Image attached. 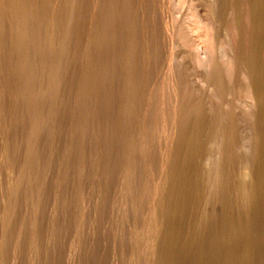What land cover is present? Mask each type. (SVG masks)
<instances>
[{
    "label": "rangeland",
    "instance_id": "374dc122",
    "mask_svg": "<svg viewBox=\"0 0 264 264\" xmlns=\"http://www.w3.org/2000/svg\"><path fill=\"white\" fill-rule=\"evenodd\" d=\"M0 10H3V8L7 9V11L4 9L3 11H0V20H2V17H4L3 19L7 20V21H2L0 22L2 27V29L0 28V264H218L219 262H221V256H220V260L216 259L218 256L217 255H221L222 252V245L219 241H223L222 237H224V223H222L224 220V218H222V216L224 217V215L222 213H224L223 211V204H222V196H221V187H220V182L217 181V179L219 180V174L216 173V176L212 170L209 171L213 172L211 176H209L210 174L208 173V170L211 169V165L209 161V155H206V153L210 154L211 149H217L216 144L213 143L214 146H211L212 142H215V137L219 138L218 135V131L216 128L213 130V132L216 135L213 134V138H209L212 136V134L208 135L209 132V128H208V124L207 121H201V118L203 119L206 115H203V110L205 111V109L207 110V100H206V91H207V85H205L206 83H202L203 81L205 82L206 79L204 76L203 80H199V78H203V76H201V74L204 75V73H198V72H194L193 70V65L191 63H189V65L183 66L180 65L181 61H179L180 63L176 64L174 61V57H175V61L182 59V54H180L179 52H182V47L179 46L177 47L176 44L178 43V41H180V39L178 38L179 36H177V32L174 31L175 28V19L173 20V17L176 18L177 20V13L178 15L181 14L180 12L184 9L185 12H187L188 10V2L189 0H180V3H183L184 1H188L186 3H183V7L180 4L179 6H176L174 3L175 1L173 0H27V2L23 1V0H0ZM29 1V2H28ZM39 1V2H38ZM46 1V2H45ZM64 1V2H63ZM84 3H82V2ZM110 3H109V2ZM168 1V2H167ZM170 1V2H169ZM183 1V2H182ZM201 1V0H199ZM203 1V0H202ZM201 1V2H202ZM5 3V4H2ZM23 2V3H21ZM55 2V3H54ZM59 4H58V3ZM66 7H64L62 4ZM70 2V3H67ZM88 4H87V3ZM108 2V3H106ZM121 2V3H119ZM30 3V4H29ZM33 3V5H32ZM47 3V4H45ZM70 5V6H68ZM83 4V6L81 7V5ZM143 3V4H142ZM13 4V5H12ZM24 4V5H23ZM37 4H40V8L41 11L39 9V6ZM56 4L59 6H56ZM77 4V5H75ZM81 4V5H80ZM87 4V6L85 5ZM116 4V5H115ZM167 4H174L176 6L177 9H174L175 6L173 5H167ZM3 5V6H2ZM11 7H8V6ZM15 5V6H14ZM17 5V6H16ZM28 5V6H27ZM41 5L43 6V8L41 7ZM47 5V7H46ZM51 6L50 9L54 10L51 12V10L49 9V7ZM54 5V7H53ZM85 5V7H84ZM90 5V7H89ZM110 5V7H109ZM131 5V6H130ZM14 6V8H12ZM23 6V8H22ZM25 6V8H24ZM27 6V7H26ZM34 6V7H33ZM101 7V15H104L102 17H105V22H107V24H110L113 22V20H118L115 22V24H117L115 26V24L112 26L109 25L107 26V24L103 21L104 18H102L101 22H98V19L95 18V14L93 9L96 7ZM103 6V7H102ZM117 6V7H116ZM7 7V8H6ZM19 7V8H18ZM22 9H21V8ZM32 7V9H31ZM76 7V9H75ZM78 7V9H77ZM187 7V9L185 8ZM27 8V10H26ZM36 8V10H35ZM61 8V9H60ZM105 8V9H104ZM119 8V9H118ZM124 8V9H123ZM174 10H173V9ZM181 8V9H180ZM25 9V11L23 10ZM31 9V14L29 12V10ZM44 9V11H43ZM55 9H59V10H55ZM71 9V10H69ZM76 10L75 12H73V10ZM85 9V10H84ZM99 9V10H100ZM112 11H111V10ZM167 9V10H166ZM169 9V10H168ZM14 10V11H13ZM17 10V11H16ZM21 10V11H20ZM34 10V11H33ZM62 10V11H60ZM67 10V12H66ZM82 10V11H81ZM131 10V11H130ZM176 10V11H175ZM181 10V11H180ZM184 10L182 13H184ZM7 13H6V12ZM11 11V12H9ZM26 11H28L27 13H25ZM57 11V12H56ZM61 13H60V12ZM72 11V12H71ZM105 13L107 15L106 12H108L107 18L106 19V15L102 14ZM134 11V13H133ZM136 11V12H135ZM22 12V13H21ZM33 12V14H32ZM37 12H41V13H37ZM71 12V13H70ZM89 12V13H88ZM114 12V13H113ZM127 12V13H126ZM132 12V13H131ZM171 12H175L176 15H173V17L171 16L173 13ZM14 13V15H13ZM18 13V14H17ZM45 13V14H43ZM56 13H59L56 14ZM69 13V14H68ZM76 15H75V14ZM118 15H117V14ZM167 13V14H166ZM174 13V14H175ZM20 14V15H19ZM26 14V15H25ZM36 14V15H35ZM40 14V16H39ZM43 14V15H41ZM51 14V16H50ZM53 14V16H52ZM87 14V15H86ZM92 14V15H91ZM121 14V15H120ZM127 14V15H126ZM3 15V16H2ZM6 17H5V16ZM9 15V16H8ZM69 15V16H67ZM70 15L73 17H70ZM13 16V17H11ZM18 16V18H16ZM21 16V17H20ZM24 16V17H23ZM26 16V17H25ZM29 16V17H28ZM37 16V17H36ZM44 18H43V17ZM63 18H61V17ZM82 16L84 18H82ZM118 18H120L121 20H119ZM122 16V17H121ZM133 16V17H131ZM40 17V18H39ZM48 17V18H47ZM49 17H52L53 20H51ZM54 17V18H53ZM69 17V18H68ZM86 17H88L86 19ZM126 17V19H124ZM9 18V19H8ZM30 18V19H29ZM47 18V19H46ZM79 18V19H78ZM100 18V16H99ZM114 18V19H113ZM132 18V19H130ZM134 18V19H133ZM26 19V20H25ZM30 21H29V20ZM32 19V20H31ZM37 19L42 20V21H37ZM45 19V20H44ZM50 19V20H49ZM62 19V20H61ZM65 19V20H64ZM68 19V20H67ZM72 19V20H70ZM80 19L82 21H80ZM20 20V21H18ZM47 20V21H46ZM50 22H49V21ZM60 20V21H58ZM67 20V22H66ZM70 20V21H69ZM77 20V21H76ZM107 20V21H106ZM169 20V21H168ZM13 21V22H12ZM18 21V22H17ZM22 21V22H21ZM24 21V22H23ZM35 21V22H34ZM37 21V22H36ZM52 21V22H51ZM56 21V22H55ZM62 21V22H61ZM74 21V22H73ZM87 21V22H86ZM112 21V22H110ZM122 21V22H121ZM132 21V23H131ZM10 23L5 24V23ZM55 24H54V23ZM59 22V25L57 24ZM76 22V23H75ZM79 22V23H78ZM98 22V23H97ZM128 22V23H127ZM175 22V23H174ZM4 23V24H3ZM17 25L15 26L14 25ZM18 23V24H17ZM20 23V25H19ZM27 23V24H26ZM35 23V24H34ZM38 23L40 25H38ZM51 25H49V24ZM86 23V24H84ZM105 23V24H103ZM121 23V24H119ZM130 23V24H129ZM173 23V24H171ZM24 24V26H23ZM44 24V25H41ZM72 24V25H71ZM84 24V25H83ZM98 24V25H97ZM103 24V25H101ZM133 24V25H132ZM169 24V26L167 25ZM8 27H6V26ZM48 25V26H47ZM77 25V26H76ZM119 25V26H118ZM123 25V26H122ZM15 26V29L14 27ZM22 26V27H20ZM26 26V27H25ZM58 26V27H57ZM74 29H71L70 28ZM101 26V27H100ZM113 28H112V27ZM135 26V27H133ZM29 27V28H28ZM46 27V28H45ZM84 27V28H83ZM106 29H105V28ZM127 27V28H126ZM130 27V28H129ZM172 27V30H171ZM36 28V29H35ZM40 28V29H39ZM42 28V29H41ZM45 30H44V29ZM57 28V29H56ZM59 28V29H58ZM60 28H61V32L63 31L64 33L60 32ZM82 28V29H81ZM86 28V29H85ZM97 28L99 29V34H100V29H102L103 34L105 35L107 33V37H105L102 32L101 34L97 36ZM116 30H115V29ZM120 28V30H119ZM124 28V29H123ZM165 28H168L170 33H168V29L165 30ZM11 29V31H10ZM14 32H13V30ZM29 29V31H27ZM48 31H47V30ZM63 29V30H62ZM66 29V30H65ZM90 29V30H89ZM123 29V30H122ZM126 29V30H125ZM18 30V31H17ZM27 32H26V31ZM39 30V31H38ZM70 30V32H69ZM97 30V31H96ZM107 32H104V31ZM113 30V31H112ZM115 30V31H114ZM118 30V31H117ZM6 31V32H4ZM16 31V32H15ZM23 31V32H22ZM37 31V34L36 32ZM43 31V32H42ZM50 31H52L50 33ZM56 31V32H55ZM67 31V32H66ZM111 31V32H110ZM120 31V32H119ZM2 32V33H1ZM26 32V33H25ZM29 32V33H28ZM35 32V34H34ZM39 32V33H38ZM45 32V34H44ZM81 32V33H80ZM97 32V33H96ZM119 32V33H118ZM124 32V33H123ZM127 32V33H126ZM133 32V33H132ZM176 32V33H175ZM7 33V34H6ZM57 33V34H56ZM69 33L73 34L69 35ZM86 33V34H85ZM92 33V34H91ZM96 33V36H95ZM113 33V34H112ZM123 33V34H122ZM10 34V35H9ZM12 34V35H11ZM42 34V35H40ZM48 34V35H47ZM66 34V35H64ZM89 34V35H88ZM115 34V35H114ZM126 34H128L126 36ZM165 34H170L165 36ZM175 34V35H173ZM2 35V37H1ZM8 35V36H7ZM17 35V36H16ZM24 35V36H22ZM32 35V37H31ZM37 35V36H36ZM114 35V36H113ZM117 35V37H116ZM21 36V38H20ZM45 36V37H44ZM47 36V37H46ZM57 38H56V37ZM61 36V37H60ZM95 36L96 40H93ZM175 36L176 39H175ZM6 39H5V38ZM11 38H15V41ZM23 37V39H22ZM38 37V38H37ZM64 37V38H63ZM70 37H72L70 39ZM97 37H99L97 39ZM116 37V38H115ZM27 38V40H26ZM32 38V39H31ZM41 38V40H40ZM46 38V39H45ZM89 38V39H88ZM102 38V40H101ZM108 38V39H107ZM118 38V39H117ZM7 39H9L7 42H5ZM18 39V40H17ZM19 39L23 40L21 41V44H19ZM66 41H64V40ZM125 41H124V40ZM172 39L173 42L175 43L176 41L177 43H175L174 48L172 45ZM4 40V41H3ZM13 40V41H12ZM25 40V43H23ZM39 40V41H38ZM71 40V41H70ZM105 42H104V41ZM121 40V41H120ZM13 42V43H9V42ZM19 41V42H18ZM27 41V42H26ZM52 41V42H51ZM73 41V42H72ZM76 41V42H75ZM99 41V43L102 41L103 47L101 49L102 44H99V48H98V44L95 42ZM111 41V43H110ZM123 41V43H122ZM171 41V43H170ZM3 42V43H2ZM17 42V43H16ZM48 42V44H47ZM60 42V43H59ZM70 45H68L67 43ZM82 42V43H81ZM119 42V43H118ZM153 42V44H151ZM6 43V44H5ZM15 43V44H14ZM23 43V44H22ZM35 43V44H34ZM55 43V44H54ZM59 43V44H58ZM93 43V44H92ZM105 43V44H104ZM121 43V44H120ZM14 44V45H13ZM18 44V45H16ZM37 44V45H36ZM74 44V45H73ZM76 44V45H75ZM94 44L97 46L98 49H100L102 52L97 51H93L96 49V46H94ZM167 44V45H165ZM171 44V45H170ZM11 45V46H10ZM35 45V46H34ZM57 45V46H56ZM59 45V46H58ZM119 45V46H118ZM152 45V46H151ZM178 45V44H177ZM22 46V47H20ZM24 46V47H23ZM33 46V47H32ZM43 46V47H42ZM53 46V47H52ZM75 46V47H74ZM79 46V47H77ZM90 46V47H88ZM113 46V47H112ZM123 46V48H122ZM32 47V48H31ZM62 47V48H61ZM106 49H105V48ZM125 47V48H124ZM45 50H43V49ZM72 48V51H71ZM111 50H109V49ZM119 48V49H118ZM122 48V49H121ZM164 48V49H163ZM179 48V49H178ZM17 49H19L17 51ZM50 49V50H49ZM128 49V50H127ZM169 49L172 52H169ZM175 49H177V51L179 50V52H176ZM48 50V51H47ZM63 50V51H62ZM70 50V51H69ZM92 50V51H91ZM122 50V51H120ZM9 51V52H8ZM23 51V52H22ZM25 51V53H24ZM35 51V52H34ZM41 51V52H40ZM57 51V52H56ZM86 51V52H85ZM107 51V54H105ZM109 51V54H108ZM155 51V52H154ZM6 52V53H5ZM20 54H18V53ZM29 52V54H28ZM50 52V53H49ZM89 52V53H88ZM111 52V53H110ZM116 52V53H114ZM124 52V53H123ZM168 52V53H167ZM7 53L9 54V56L7 55ZM15 53V54H14ZM43 53V54H41ZM53 53V54H52ZM57 53V54H56ZM60 53V54H59ZM87 53V54H86ZM100 53V54H99ZM117 53H121L120 55ZM177 53V55H176ZM13 54V56H11ZM21 55V57H19ZM31 54V55H30ZM34 56H33V55ZM51 54V55H50ZM81 54V55H80ZM169 54V56L167 55ZM174 54V55H172ZM27 55H29L31 58H36V59H32L30 57H28ZM55 55V56H54ZM68 55V56H67ZM79 57H78V56ZM86 55V56H85ZM92 57H91V56ZM97 55V56H96ZM101 55V56H100ZM112 55V56H111ZM116 55V56H115ZM181 55V56H180ZM38 56V58H37ZM40 56V57H39ZM122 56V57H121ZM129 56V57H128ZM153 56V57H152ZM2 57H5L2 60ZM9 57V58H7ZM11 57L13 59H11ZM23 57V58H22ZM56 57V58H55ZM104 57V59H103ZM108 57V58H107ZM118 57V58H117ZM158 57V59H157ZM169 57V58H168ZM172 60H170V58H172ZM28 58H30L28 60ZM80 58V59H79ZM91 58V59H90ZM102 58V59H101ZM179 58V59H177ZM56 59V60H55ZM59 59H61L60 61H58ZM68 61H67V60ZM73 59V61H72ZM85 59V60H84ZM98 59V60H97ZM113 59H116L115 61ZM118 59V60H117ZM169 59V60H168ZM14 60V61H13ZM28 60V61H27ZM31 60V61H30ZM46 60V62H45ZM50 60V61H49ZM89 60V61H88ZM107 60V61H106ZM121 60V61H120ZM10 61V62H9ZM57 61V63L55 62ZM66 61V62H65ZM88 61V62H87ZM118 61V62H117ZM164 61V62H163ZM3 62V63H2ZM32 62V63H31ZM52 62V63H51ZM63 62V64H61ZM87 62V63H86ZM96 63L94 65V63ZM104 62V63H103ZM118 66H117V63ZM121 62V63H120ZM174 64L172 66V64ZM11 63V64H9ZM35 63V64H33ZM69 63V64H68ZM72 65H71V64ZM112 63V64H110ZM19 64V65H17ZM21 64V65H20ZM35 67H33V65ZM58 64V65H57ZM67 64V65H66ZM81 64V65H80ZM115 64V65H114ZM158 64V65H157ZM164 64V65H163ZM176 64V68H179L178 70L175 68L172 71V68H174ZM13 65V66H12ZM14 65H16L14 67ZM30 65V66H28ZM41 65V66H40ZM61 65V66H59ZM80 65V66H79ZM171 65V66H170ZM192 65V67H191ZM18 66V67H17ZM21 68L22 72H20V74H22V76L20 77V74H18V68ZM103 66V67H102ZM113 66V67H112ZM123 66V67H122ZM165 66V67H164ZM171 70H170V67ZM2 67V68H1ZM3 67L5 69H3ZM9 67V68H8ZM60 67V68H58ZM66 67V68H65ZM69 67V68H68ZM92 67V68H91ZM114 70H112L111 69ZM120 67V68H119ZM169 67V68H168ZM186 67V68H185ZM189 67H191L189 69ZM13 68V69H12ZM19 68V70H20ZM34 68V69H33ZM69 71H68V69ZM104 68V69H103ZM115 68V69H114ZM157 68V69H156ZM9 69V70H8ZM13 71H12V70ZM71 69V70H70ZM73 69V70H72ZM109 69V70H108ZM130 69V70H129ZM189 69V70H187ZM60 70V71H59ZM85 70V71H84ZM93 70V71H92ZM151 70V71H150ZM153 70V71H152ZM184 70V71H183ZM186 70V72H185ZM192 70V71H191ZM197 71H200V69L197 67L196 69ZM195 70V71H196ZM202 70V69H201ZM30 71V73H29ZM37 71V72H36ZM43 71V73H42ZM57 71V73H56ZM60 73H59V72ZM67 71V72H66ZM74 71V72H73ZM79 71V72H78ZM126 71V72H125ZM155 71V72H154ZM157 71V72H156ZM10 72V74H8ZM71 72V73H70ZM76 72V73H75ZM81 79H80V76ZM89 72V73H88ZM151 72V73H150ZM185 72V73H183ZM193 72V73H192ZM5 73V75L3 74ZM23 73H24V77H23ZM32 73V74H31ZM70 73V74H69ZM73 73V74H72ZM93 73V74H92ZM99 73V74H98ZM101 73V74H100ZM107 73V74H106ZM111 73V74H109ZM117 73V74H116ZM175 73V74H174ZM178 75H177V74ZM190 73V74H188ZM198 73V76H197ZM3 74V75H2ZM18 75L16 77H14L13 79V75ZM26 74L29 75L27 78ZM34 74V75H33ZM42 76H39V75ZM44 74V75H43ZM75 74V75H74ZM113 74V75H112ZM131 74V75H130ZM172 74V78L170 79V76ZM174 74V75H173ZM184 74V76H183ZM196 76H194V75ZM9 75L11 77H9ZM32 75V76H31ZM77 75V76H76ZM84 75V76H82ZM91 75V76H90ZM177 75V76H176ZM180 75L179 80L177 79V77ZM4 76V77H3ZM8 76V77H7ZM31 76V78H30ZM36 76V77H35ZM38 76V77H37ZM62 76H64L63 78H61ZM100 76V77H99ZM102 76V77H101ZM186 76V77H185ZM43 78V81L42 78ZM46 77V78H45ZM48 77V78H47ZM95 77V78H94ZM113 77V78H112ZM153 77V78H152ZM192 77V78H191ZM10 80L13 79V80ZM21 78V79H19ZM28 80V84L27 82L25 83L26 80ZM36 78V79H35ZM50 78V79H49ZM100 80H99V79ZM103 78V79H102ZM144 78V79H143ZM152 78V79H151ZM175 78L176 81L175 82ZM5 79V80H4ZM16 79V80H15ZM49 79V80H48ZM68 79V80H67ZM70 79V80H69ZM74 79V80H73ZM77 81H76V80ZM88 79V80H85ZM173 79V80H172ZM187 79V82H185ZM2 80V81H1ZM24 80V83H23ZM36 80V81H35ZM62 80V81H61ZM84 80V81H83ZM97 80V81H96ZM113 80V81H112ZM127 80V81H126ZM172 80V82L176 83L178 85V83H185L184 84V89H182V84L181 87L173 84H170L169 81ZM189 80V82H188ZM195 82H192V81ZM10 81V82H8ZM14 81V82H12ZM31 81V82H30ZM46 81V82H45ZM50 81V82H48ZM68 81V82H67ZM73 81V82H72ZM82 81V82H81ZM100 81V82H99ZM118 81V83H117ZM202 81V82H201ZM2 82V83H1ZM36 82V83H35ZM45 82V83H44ZM105 82V83H104ZM120 82V84H119ZM7 85H6V84ZM10 83H12L11 85H9ZM61 83V84H60ZM65 83V84H64ZM69 83V84H68ZM76 83V84H75ZM78 83H82V84H78ZM88 83V84H87ZM92 83V85H91ZM95 83L97 85H95ZM190 83H192L191 85H189ZM199 83V84H198ZM5 84V85H4ZM26 85V86H23ZM67 84V85H66ZM113 84V85H112ZM118 84V85H115ZM168 84V85H167ZM189 86H188V85ZM201 84V85H200ZM204 84V85H203ZM28 85V87H27ZM40 85V86H39ZM64 87H63V86ZM81 85H83L81 87ZM167 85V86H165ZM171 85H175L172 86ZM6 86V87H5ZM8 86V87H7ZM31 88H30V87ZM46 86V87H45ZM50 86V88H48ZM52 86H54V88H52ZM71 88V89H69ZM77 86V88H76ZM103 86V88H101ZM105 86V87H104ZM120 86V87H119ZM169 86V87H168ZM177 86V88H176ZM188 88H185V87ZM24 87H27V89H24ZM33 87V88H32ZM37 87V88H35ZM56 87V88H55ZM61 91L57 92L59 89ZM66 87V88H65ZM74 87V89H72ZM91 87V88H90ZM95 87V88H94ZM99 87V88H98ZM119 87V90L118 88ZM140 87V88H139ZM196 87V88H195ZM13 88V89H12ZM30 88V89H29ZM48 88V89H47ZM85 88V89H84ZM97 88V89H96ZM128 88V89H127ZM139 88V89H138ZM153 88V89H152ZM169 88H171L169 90ZM177 90H176V89ZM191 88L195 90L192 92H189L191 90ZM198 88V89H197ZM2 89V90H1ZM10 91H9V90ZM11 89L13 91H11ZM33 89V90H31ZM44 89L43 91H40ZM47 89V90H46ZM55 89V90H53ZM77 92H76V90ZM84 89V90H83ZM22 90V91H20ZM24 90V91H23ZM28 90V91H27ZM31 90V91H30ZM38 90V91H37ZM46 90V91H45ZM51 91V93L49 91ZM80 90V91H79ZM93 90V92H92ZM100 90V91H99ZM101 90L102 93H101ZM118 90V91H117ZM137 90V91H136ZM172 90V91H171ZM174 90V91H173ZM176 90V91H175ZM187 90V91H186ZM36 91V92H35ZM40 91V92H39ZM56 91V92H55ZM71 91V92H70ZM89 91V92H88ZM113 91V92H112ZM136 91V92H135ZM164 91V92H163ZM182 91V92H180ZM202 91V93H201ZM205 91V92H203ZM15 92V93H14ZM24 92H26L25 94H23V96H21ZM30 92V95H28ZM31 92H35L36 96L31 93ZM43 92V94L41 93ZM46 92V93H45ZM49 92V94H48ZM54 92V93H52ZM76 92V94H74ZM81 92V93H80ZM92 92V93H91ZM172 92V94L174 95H170V93ZM175 92V93H174ZM177 92V93H176ZM186 93V95L184 93ZM190 94H189V93ZM200 92V93H198ZM12 93V94H11ZM16 95H14V94ZM37 93H41L37 94ZM90 93V94H89ZM101 93V94H100ZM179 93V94H178ZM182 93V94H181ZM205 93V94H204ZM53 94V96L51 95ZM74 94V95H73ZM86 94V95H85ZM95 96H94V95ZM104 94V95H103ZM137 94V95H136ZM179 95L177 97V99L175 100L176 96ZM182 95V99H181V95ZM193 94V96H191ZM203 94V96H202ZM26 95L29 97H27L29 99L26 100L25 97ZM35 98H34V96ZM38 95V96H37ZM82 95V96H80ZM88 95V96H87ZM97 95V96H96ZM102 95V96H100ZM108 95V96H107ZM184 95V97H183ZM189 95V96H188ZM201 95V96H199ZM205 95V96H204ZM5 98H3V97ZM20 96V97H19ZM25 96V97H24ZM40 96V97H39ZM49 96V97H48ZM56 96V97H55ZM64 96V97H63ZM72 96V97H71ZM81 98H78V97ZM84 96V97H83ZM94 96V97H93ZM101 99H99L100 97ZM174 98L172 99L171 98ZM187 96V97H186ZM192 98H191V97ZM195 96V97H194ZM24 97V98H23ZM33 97V98H32ZM99 97V98H97ZM125 97V98H124ZM128 97V98H127ZM131 97V98H130ZM180 97V99H179ZM191 99H190V98ZM195 99H194V98ZM197 97V98H196ZM199 97H204V98H199ZM7 98V99H6ZM8 98H12L11 100L13 102H11L10 99ZM37 98H39L37 100ZM58 98V99H56ZM61 100H60V99ZM71 98V99H70ZM76 98V99H75ZM84 98V99H83ZM119 98V99H118ZM156 98V99H155ZM162 98V99H161ZM186 98V99H185ZM199 98V99H198ZM3 99V100H1ZM19 99H20V103H19ZM22 99V100H21ZM24 99V100H23ZM34 100V102H32V100ZM50 101H49V100ZM76 101H75V100ZM81 99V100H80ZM88 99V100H87ZM94 99V101H93ZM112 102L114 103H108V102ZM116 99V100H115ZM130 99V100H129ZM179 99V101H178ZM190 99V100H189ZM193 99V100H192ZM10 100V103H8V101ZM27 102H26V101ZM31 100V101H30ZM43 104H42V101ZM59 100V101H58ZM73 100V101H72ZM78 100V101H77ZM80 100V101H79ZM83 100V103H82ZM98 100V101H97ZM103 100V101H102ZM184 101L185 104L181 103V101ZM188 100V102H187ZM16 101V102H15ZM18 101V102H17ZM25 103H23V102ZM39 101V102H38ZM47 101V102H46ZM53 101V103H52ZM63 101V102H62ZM67 101V102H66ZM91 101V103L89 102ZM106 101V102H105ZM119 101V103H118ZM135 101V102H134ZM154 101V102H153ZM175 101V103H174ZM178 101V102H177ZM193 102L192 104L194 105H190V102ZM29 102V103H28ZM30 102H32V106L30 105ZM45 102V103H44ZM51 102V103H50ZM56 102V103H55ZM62 102V103H61ZM69 102V103H68ZM85 102V104H84ZM98 102V103H97ZM104 102V103H103ZM199 102V103H198ZM206 102V103H205ZM4 103V104H3ZM8 103V105H7ZM14 103L16 105H14ZM22 104V106H20ZM39 103V104H38ZM48 103V104H46ZM59 103V105H58ZM65 103V104H64ZM78 103V104H77ZM82 105H81V104ZM94 103V105H93ZM108 103V104H107ZM174 103V106L173 104ZM188 103V104H187ZM10 104V105H9ZM27 104H29V107L27 106ZM36 104V105H35ZM55 104V106H54ZM57 104V105H56ZM62 106H61V105ZM70 104V105H69ZM73 104V105H72ZM84 104V105H83ZM91 104V105H90ZM117 104V105H116ZM143 104V105H142ZM178 104L179 107H177V109H179V111L177 109H175V105ZM4 105L6 107H4ZM13 105V106H12ZM41 105V106H40ZM45 105V106H44ZM72 105V107H71ZM76 105V106H75ZM98 105V107H97ZM100 105V106H99ZM113 105V106H112ZM120 105V107H119ZM126 105V106H125ZM146 105V106H145ZM168 105H170V107L174 108L175 110H172ZM186 105L191 108H189L187 110V108L185 109L187 112H185V110L180 109L183 106ZM3 106V107H2ZM12 106V107H11ZM15 106V107H14ZM17 106L20 107L16 108ZM23 106H27L26 109ZM35 106V108H34ZM38 108H37V107ZM54 106V108H53ZM58 106V107H57ZM65 106V107H64ZM104 106V107H103ZM109 106V108H108ZM125 106V107H124ZM133 106V107H131ZM168 106V107H167ZM200 106V107H199ZM202 106V107H201ZM206 107L205 109H203L204 107ZM2 107V108H1ZM32 107V110H31ZM42 107V109L40 108ZM62 107V109H60ZM64 107V110H63ZM82 107V108H81ZM89 107V109L87 108ZM102 107V108H101ZM115 107H117L116 109H114ZM183 107V108H185ZM194 107V110L196 107H198L196 110L193 112L196 114H202L201 115H197V118H199L197 122V118L196 120H192L194 119L195 114L194 113H190L192 111ZM22 108V109H21ZM34 108V109H33ZM71 108V109H69ZM74 108V110H73ZM80 108V109H79ZM99 108V109H98ZM129 108V109H128ZM160 108V109H159ZM8 109V110H7ZM17 109L18 112H17ZM37 109V111H36ZM40 109V111H39ZM49 109H52V111L50 112ZM54 109V110H53ZM60 109V111H59ZM68 109V110H67ZM76 109V110H75ZM88 109V110H87ZM104 109V110H103ZM106 109V110H105ZM127 109V110H126ZM133 109V110H132ZM142 109V110H141ZM27 110V111H26ZM45 110V113H44ZM49 110V112H48ZM56 110V111H55ZM62 110V111H61ZM70 110H72L70 112ZM79 110V111H77ZM81 110V111H80ZM90 110V112H89ZM93 110V111H92ZM96 110V111H95ZM99 110V111H98ZM101 110V111H100ZM125 110V111H124ZM129 110V112H128ZM156 110V111H155ZM170 110V111H169ZM183 115H182V112ZM16 111V112H15ZM36 113H35V112ZM43 111V112H41ZM58 111V112H57ZM65 111V112H64ZM103 111V112H102ZM105 111V112H104ZM112 113H111V112ZM117 111V112H116ZM136 111V112H135ZM175 111V112H173ZM200 111V112H198ZM208 111V110H207ZM5 112V113H4ZM8 112V113H7ZM24 112V113H23ZM37 112H39L37 114ZM41 112V114H40ZM47 112V113H46ZM60 112V113H59ZM62 112V113H61ZM70 112V113H68ZM80 112V113H79ZM88 112V113H87ZM95 112V113H94ZM99 112V113H98ZM102 112V113H101ZM121 112V113H120ZM126 114H124V113ZM165 112V113H164ZM172 112V113H171ZM177 112V113H176ZM181 112V113H179ZM2 113V114H1ZM4 113V114H3ZM20 113V115H19ZM27 115H26V114ZM33 113V116H32ZM51 113V114H50ZM56 113V115H55ZM62 114V115H58V114ZM77 113V116H76ZM84 113V114H83ZM98 116H97V114ZM108 113V115L106 114ZM110 113V114H109ZM133 113V114H132ZM154 113V114H153ZM162 113V114H161ZM186 115H185V114ZM208 113V112H206ZM14 114V115H13ZM36 114V116L34 117V115ZM48 114V115H47ZM96 114V116H95ZM103 114V116H102ZM112 114V116H111ZM124 114V115H123ZM167 114V115H165ZM178 114V115H177ZM181 114V116L179 115ZM193 114L194 116L190 115ZM6 115V116H5ZM10 115V116H9ZM17 115H19L17 117ZM44 115V116H43ZM54 115V116H53ZM68 115V117H67ZM70 115V116H69ZM92 115V116H91ZM106 115V116H105ZM120 115V116H119ZM123 115V116H122ZM176 115V116H175ZM208 115V114H207ZM8 117L5 119V117ZM44 119H42L41 117ZM51 118H49V117ZM58 116L59 118H56ZM62 116H64L62 118ZM74 116V117H73ZM102 116V117H101ZM105 116V117H104ZM108 116V117H107ZM118 116V117H117ZM130 116V117H129ZM147 116V117H146ZM187 118L184 119L183 118ZM187 116V117H185ZM4 119H3V118ZM14 117V118H13ZM21 117H28L27 120L25 118H21ZM30 117V118H29ZM34 118V121L33 118ZM42 121H39V119ZM47 117V118H46ZM53 117V118H52ZM56 119H55V118ZM67 117V118H66ZM77 117V119H76ZM83 117V118H81ZM85 117V118H84ZM91 117V118H89ZM94 117V118H93ZM124 117V118H123ZM129 117V119H128ZM149 117V118H148ZM172 117V118H170ZM177 117L182 118L179 119L178 118V122H176V124H171V121L175 119V121H177ZM188 117H191L192 122L190 121V119ZM21 118V119H20ZM32 118V119H31ZM48 119V121L45 120ZM65 118V119H64ZM100 118V120H99ZM107 118V119H106ZM113 118V119H112ZM119 118V119H117ZM165 118V119H164ZM13 119V120H12ZM18 119V120H17ZM24 119V120H23ZM29 119V120H28ZM54 119V121H53ZM61 119V120H60ZM68 119V120H67ZM75 119V120H74ZM81 119H84L82 121H80ZM90 119V122H89ZM95 119V121H94ZM103 121H102V120ZM115 119H117V122ZM124 119H126L124 121ZM4 120V122H3ZM10 120V121H9ZM22 120V121H21ZM38 120V123H37ZM66 120V121H65ZM108 122H107V121ZM111 120V121H110ZM182 120V121H181ZM184 120V121H183ZM205 120H207V118L205 117ZM14 121V123H13ZM17 121V122H16ZM19 121V122H18ZM26 121V122H25ZM28 121V123H27ZM49 121L51 123H49ZM56 121H62V122H57ZM65 121V123H64ZM70 121V122H69ZM73 121V122H72ZM74 121L75 124L74 125ZM79 121V123L77 122ZM85 121V122H83ZM88 121V122H87ZM102 121V122H101ZM124 121V122H123ZM181 121V123H180ZM189 121V122H188ZM195 121V122H193ZM10 122V123H9ZM25 124H23V123ZM30 122V123H29ZM42 124H41V123ZM46 122V123H45ZM55 122V123H54ZM81 122V124H80ZM97 122L98 125H97ZM104 122V124H102ZM127 122V123H126ZM201 122V123H200ZM204 122V123H203ZM12 123V124H11ZM16 123V124H15ZM36 123V124H35ZM70 123V124H69ZM90 123V124H89ZM113 123V124H111ZM123 123V124H121ZM170 123V124H169ZM175 123V122H174ZM180 123V124H178ZM184 123V124H183ZM186 123V124H185ZM189 123V124H188ZM11 124V125H10ZM21 124V125H20ZM29 124V126H28ZM38 124V125H37ZM48 124V125H47ZM59 124V125H58ZM62 124V125H61ZM66 124V125H64ZM80 124V125H79ZM100 124V126H99ZM107 124V125H106ZM126 124L129 126H126ZM201 124H205L207 126L201 125ZM40 125V127H38ZM42 125V126H41ZM50 125V126H49ZM57 125V126H56ZM63 126V128L61 126ZM71 127L69 128L68 126ZM91 127H90V126ZM95 125V126H94ZM103 125V126H102ZM104 125L106 127H104ZM111 127H109V126ZM152 125V126H151ZM174 125H176L177 127H175ZM179 125V126H178ZM201 125V126H199ZM4 126V127H3ZM10 126V127H9ZM14 126V127H13ZM33 126V127H32ZM59 126L61 128H59ZM70 129H68L67 127ZM97 126V127H96ZM114 126V127H112ZM117 126V127H116ZM122 128H120V127ZM151 126V127H149ZM6 127V128H5ZM32 127V129H30ZM52 127V128H51ZM66 127V128H65ZM83 127V128H81ZM93 127V128H92ZM95 127V128H94ZM104 127V128H103ZM108 127V128H107ZM141 127V128H140ZM171 127L173 129H171ZM175 127V128H174ZM193 127V128H190ZM196 127V128H195ZM198 127V128H197ZM16 128V129H15ZM28 128V129H27ZM54 128V129H53ZM79 128V129H78ZM89 132L87 133L88 129ZM92 128V129H91ZM100 131H99V129ZM126 128V130H125ZM128 128V130H127ZM185 128H189L186 129ZM195 128V129H194ZM13 129V131H12ZM18 129V130H17ZM36 130V133L35 130ZM39 129V131L41 129L40 132L37 130ZM48 131H47V130ZM51 129H53L51 131ZM60 129V130H59ZM62 129V130H61ZM65 129V130H64ZM98 131V135L96 133V130ZM115 129V130H114ZM117 129V130H116ZM120 129V130H119ZM132 129V130H130ZM180 129V130H179ZM192 129V131H191ZM200 129V130H199ZM206 129V130H205ZM4 132H3V131ZM33 133L32 134V131ZM56 131V134L55 131ZM68 130V131H66ZM84 130V131H83ZM173 130V131H172ZM199 130V131H198ZM11 131V132H10ZM46 131V132H45ZM86 131V132H85ZM110 131V133H109ZM114 131V132H112ZM121 131V132H120ZM124 131V132H123ZM170 131L174 132L170 135ZM179 131V132H178ZM183 131V132H182ZM185 131V132H184ZM205 131H208L205 132ZM8 132V133H6ZM10 132V133H9ZM19 132V133H18ZM31 132V133H30ZM44 132V133H43ZM52 132V133H51ZM67 132V133H65ZM85 132V133H84ZM104 132V133H103ZM109 134H108V133ZM126 132H131L126 133ZM146 132V133H145ZM165 132V133H164ZM190 132V134H188ZM38 133V134H37ZM40 133V135H39ZM51 133V134H50ZM63 133V134H62ZM71 133L75 134L72 135ZM116 133V134H114ZM178 133V134H177ZM192 133V135H191ZM204 133V134H203ZM5 134V135H4ZM17 136H16V135ZM43 136H42V135ZM46 134V135H45ZM70 136V137H66L65 135ZM107 134V135H106ZM143 134V135H142ZM164 134V135H163ZM183 134V135H182ZM187 134V135H186ZM29 135V136H28ZM35 135V136H34ZM38 135V136H37ZM122 137H121V136ZM130 137H129V136ZM145 135V136H144ZM177 135V136H176ZM190 135V138H189ZM207 135V137H206ZM9 136V137H8ZM14 136V137H13ZM41 138H40V137ZM50 136V137H49ZM106 136V137H105ZM110 136V137H109ZM128 136V137H126ZM165 136V138H164ZM181 139H180V137ZM195 136V137H194ZM199 136V137H198ZM3 139H2V138ZM23 137V138H22ZM36 137V138H35ZM43 137V138H42ZM49 137V138H47ZM59 137V138H57ZM62 137V138H61ZM83 137V138H82ZM94 137V138H93ZM102 137V138H101ZM104 137V138H103ZM132 137V138H131ZM143 137V138H142ZM178 137V138H177ZM193 137L195 138L194 140L197 141V143L193 140ZM204 137V138H203ZM7 138V139H6ZM19 138V139H18ZM22 138V139H21ZM37 138H39L38 140H40L41 144L39 143V141L37 140ZM46 138V139H45ZM56 138V140H55ZM61 138V139H60ZM75 138H77L75 140ZM113 138V139H112ZM118 138V139H117ZM125 138V140H123ZM128 138V139H126ZM134 138V139H133ZM155 138V139H154ZM171 140H170V139ZM175 139L174 141L172 139ZM197 138V139H196ZM202 138V139H201ZM208 138V139H206ZM6 139V140H5ZM35 139V140H34ZM42 139V140H41ZM51 139V140H50ZM55 141H53V140ZM74 139V140H73ZM99 139V140H98ZM118 141H117V140ZM179 139V140H178ZM185 139V140H183ZM189 139V141H188ZM192 139V141H190ZM204 139V140H203ZM206 139V140H205ZM212 139V142H211ZM8 140V141H7ZM50 140V142H48ZM58 140V141H57ZM73 142H72V141ZM98 140V141H97ZM113 140V141H112ZM120 140V141H119ZM122 140V142H121ZM127 140V141H126ZM200 140V141H198ZM219 140V139H218ZM218 140H216L218 142ZM44 143H43V142ZM57 141V142H56ZM62 141V142H61ZM68 141V142H67ZM71 142V146L70 143ZM78 141V142H77ZM93 141V142H92ZM101 141V142H100ZM107 141V142H106ZM167 141V142H165ZM172 143H170V142ZM176 141V142H175ZM178 141V142H177ZM204 141V143H203ZM37 142V144H36ZM46 142V143H45ZM60 144H59V143ZM113 142L115 143V145L113 144ZM127 144H126V143ZM181 145H180V143ZM184 142V143H183ZM193 142H195V147L197 148H193L194 144ZM216 142V143H217ZM4 143V144H3ZM15 143V144H14ZM43 143V145H42ZM50 143V144H47ZM54 143V144H52ZM84 143V144H83ZM106 145H105V144ZM111 143V144H110ZM117 143V144H116ZM125 143V144H124ZM169 143L172 144V146L175 147L173 148L172 146H170V149L172 147L171 151L169 149V147H167ZM174 143V144H173ZM178 143V144H176ZM183 143V144H182ZM187 143V144H186ZM211 143V144H210ZM37 148H35L36 146ZM42 145L39 147V145ZM52 144V145H51ZM83 144V145H82ZM90 146H88V145ZM137 144L139 146H137ZM185 144V145H184ZM191 144V146L189 145ZM197 145L202 144V146L200 145V147L198 148ZM207 144L210 145L212 148H208L210 146L207 147ZM18 145V146H15ZM51 145V146H50ZM64 148H62V146ZM87 145V146H85ZM108 145V146H107ZM112 145V146H111ZM130 145V146H129ZM178 145V147H177ZM193 145V146H192ZM2 146V147H1ZM4 146V147H3ZM6 146V147H5ZM9 146V147H8ZM32 146V147H31ZM44 146V147H43ZM47 146V147H46ZM49 146V147H48ZM75 146V147H74ZM91 146H93L91 148ZM107 146V147H106ZM127 146V147H126ZM182 146V147H181ZM185 146V148L183 147ZM188 146V147H187ZM23 147V148H22ZM28 147V148H27ZM34 147V148H33ZM40 149H39V148ZM59 147V148H58ZM69 147V148H68ZM73 147V148H71ZM111 147V148H110ZM125 147V148H124ZM191 147V148H190ZM202 147V148H201ZM30 148V149H29ZM90 148V149H89ZM109 148V149H108ZM138 148V149H137ZM164 148V149H163ZM168 148L170 153H174V154H170L168 153ZM203 148H206V150H204ZM208 148V151H207ZM6 149V150H5ZM32 149V150H31ZM50 149V150H49ZM92 149V150H91ZM103 149V150H102ZM154 149V150H153ZM182 149V150H180ZM188 149V150H186ZM198 149V150H197ZM9 150V151H8ZM15 150V151H14ZM31 150V151H28ZM48 150V151H47ZM54 152H52V151ZM61 152H60V151ZM74 150V151H73ZM78 152H76V151ZM82 150V151H81ZM85 150H87V152L91 153L88 155H85ZM90 150V151H89ZM96 150V151H95ZM135 150V151H134ZM191 150V151H190ZM194 150V152H193ZM204 150V151H203ZM6 151V152H5ZM21 151V152H20ZM42 151V152H41ZM109 151V153H107ZM124 151V152H123ZM157 151V152H156ZM160 151V152H159ZM179 151V152H178ZM186 151V152H185ZM191 153H190V152ZM207 151V152H205ZM216 151V150H215ZM47 152V153H46ZM65 152V153H64ZM73 152V153H71ZM75 152V154H74ZM86 152V153H87ZM95 152V153H94ZM97 152V153H96ZM184 154H182V153ZM217 152V151H216ZM63 153V154H62ZM107 155H106V154ZM111 153V154H110ZM123 153V154H122ZM127 153V154H126ZM168 153V154H167ZM178 153V154H177ZM187 153V154H186ZM199 153V154H198ZM201 153V154H200ZM29 154V155H28ZM32 154V155H31ZM44 154V155H42ZM47 156H46V155ZM52 154V155H51ZM68 154V156H67ZM81 154H83L81 156ZM103 154V155H102ZM114 154V155H113ZM118 154V155H117ZM138 154V155H137ZM157 154V155H156ZM161 154V156H160ZM163 154V155H162ZM170 154V155H169ZM180 154V155H179ZM190 154V155H189ZM204 154V157L202 156ZM17 155V156H16ZM40 155V156H39ZM55 155V156H54ZM59 155V157L57 156ZM77 155V156H76ZM96 157H95V156ZM98 155V156H97ZM173 155L175 160L178 159L180 162H184V163H180L178 160H174ZM179 155V156H178ZM196 155V156H195ZM22 156V157H21ZM42 156V157H41ZM45 156V157H44ZM53 156V157H52ZM63 156V157H62ZM76 158H72V157ZM84 156V157H83ZM86 156V157H85ZM102 156V158H101ZM104 156H108V158H104ZM120 158H119V157ZM128 156V158H127ZM138 156V157H137ZM159 156V157H158ZM176 156V157H175ZM183 156V157H182ZM186 156V157H185ZM195 156V157H194ZM35 157V158H34ZM40 157V159H39ZM51 157V159H50ZM54 157H56L58 160H54ZM62 157V158H61ZM88 157H92L90 160L88 159ZM100 157V158H99ZM109 157H111L110 159H112V161L109 159ZM116 157H118L117 160ZM154 157V158H152ZM162 157V158H161ZM168 157V158H167ZM178 157V158H177ZM181 157V159L179 158ZM190 157V158H189ZM197 157V158H196ZM204 160H202L201 158ZM208 157V161L207 158ZM41 158H43L41 160ZM97 158V159H96ZM122 158V159H121ZM165 158V160H164ZM188 158V159H187ZM8 159V160H7ZM34 159V160H32ZM66 163H65V160ZM74 161H72V160ZM77 159V160H76ZM101 161H100V160ZM103 161L105 162H102ZM109 159V160H108ZM116 159V160H114ZM170 159V160H169ZM186 159V160H185ZM190 159V160H189ZM194 159V160H193ZM41 160V163H40ZM54 160V161H53ZM76 160V161H75ZM80 160V161H79ZM87 160V161H86ZM122 160V161H120ZM145 160V161H144ZM160 162H159V161ZM163 160V161H162ZM168 160V161H167ZM196 160V164L194 163V161ZM199 160V161H198ZM201 160V161H200ZM33 164L31 165L30 162ZM39 161V162H38ZM44 161H47L46 163ZM51 161H53L51 163ZM57 161V162H56ZM62 161V162H61ZM89 161V162H88ZM100 161V162H99ZM110 161V163L108 162ZM114 161V162H113ZM158 161V162H156ZM164 161H167L169 163V165L165 164ZM193 161V162H192ZM38 162V163H36ZM61 164H59V163ZM71 162V163H70ZM76 162V163H74ZM94 162V163H93ZM118 162V163H117ZM155 162V163H154ZM176 162V164H175ZM188 162V163H187ZM40 163V164H39ZM42 163L44 165H42ZM57 163V164H56ZM90 163V164H88ZM107 163V165H106ZM114 163V165H113ZM194 163V166L192 165ZM198 163V164H197ZM30 164V165H28ZM37 164V165H34ZM59 164V165H58ZM68 164V165H67ZM84 164V165H83ZM93 164V165H91ZM95 164V165H94ZM100 164V165H99ZM148 164V165H147ZM204 164V165H203ZM206 164V166H205ZM207 164L210 165L208 166V170L204 169L205 167H207ZM39 165V166H38ZM54 165V166H52ZM72 165V166H71ZM77 165V166H76ZM83 165V167L81 166ZM85 165H89L92 167V169H90V167L85 166ZM98 165V166H97ZM103 165V166H102ZM106 165V166H104ZM113 165V166H112ZM171 165V166H170ZM189 165V166H188ZM192 165V167H191ZM197 165H201V166H197ZM18 166V167H17ZM34 166V167H33ZM38 166V169H37ZM50 166V168H49ZM71 166V167H70ZM105 168H102V167ZM111 166V167H110ZM148 166V167H147ZM151 168H150V167ZM170 166V167H169ZM197 166V167H196ZM42 167V168H41ZM46 167V168H45ZM53 169H52V168ZM63 167V168H62ZM65 167V169H64ZM68 167V168H67ZM75 169H73V168ZM83 170H82V168ZM158 167V168H157ZM163 167V168H162ZM188 169H187V168ZM17 168V169H16ZM48 168V169H47ZM56 168V169H55ZM62 168V170H61ZM86 168V170L84 169ZM99 168V169H98ZM111 168V170H110ZM166 170H165V169ZM174 168V169H173ZM192 168V169H190ZM195 168V169H194ZM198 168V169H197ZM201 170H200V169ZM42 169V170H41ZM46 169V170H45ZM51 169V170H50ZM55 169V170H54ZM72 169V170H71ZM90 169V170H89ZM140 169V170H139ZM182 169V170H181ZM185 169V170H184ZM197 169V170H196ZM49 172H48V171ZM54 170V171H53ZM57 170V171H56ZM66 170V171H65ZM69 170V171H68ZM94 170V171H93ZM103 170V171H102ZM181 172H180V171ZM194 170V171H193ZM196 170V171H195ZM23 171V172H22ZM56 171V172H55ZM60 171H63L60 173ZM66 173H65V172ZM86 171V172H85ZM90 171V172H89ZM93 171V174H92ZM109 171V172H108ZM112 171V172H111ZM118 171V172H117ZM122 171V172H121ZM132 171V172H131ZM151 171V172H150ZM176 171V172H174ZM198 171H199V176H198ZM202 171V172H201ZM206 171V172H204ZM36 172V173H35ZM40 172V173H39ZM82 172V173H81ZM89 172V174H88ZM100 172V174H99ZM121 172V173H120ZM131 172V173H130ZM134 172V173H133ZM137 172V173H136ZM183 172V174H182ZM191 172V173H190ZM197 172V173H196ZM19 173V174H18ZM25 173V174H24ZM28 173V175H27ZM40 174V177L38 174ZM46 173V174H45ZM54 173V174H53ZM56 173V174H55ZM58 173V174H57ZM80 173V174H79ZM87 173V174H85ZM105 175H104V174ZM115 173V174H114ZM124 173V174H123ZM162 173V174H161ZM169 173V176H168ZM173 173V174H172ZM182 177H181V174ZM207 175H205V174ZM23 174V175H22ZM37 174V176H36ZM53 174V175H52ZM65 174V175H64ZM83 174V175H82ZM92 174V175H90ZM102 174V175H101ZM138 174V175H137ZM154 174V175H153ZM156 174V175H155ZM160 174V175H159ZM175 174V175H174ZM177 174V175H176ZM193 174V175H192ZM196 174V175H195ZM48 175V177L46 176ZM51 175V176H50ZM55 175V176H54ZM72 175V176H71ZM86 175V176H85ZM95 175V176H94ZM100 175V176H99ZM112 175V176H111ZM114 175V176H113ZM117 175V176H116ZM140 175V176H139ZM171 175V176H170ZM192 175V177H191ZM203 175V176H202ZM214 175V176H213ZM218 175V176H217ZM75 176V178L73 177ZM97 176V178H96ZM107 176H111V178L107 177ZM120 176V177H119ZM146 176V177H145ZM180 176V177H179ZM184 176V177H183ZM187 176V177H185ZM201 176V177H200ZM30 177V178H29ZM47 179H46V178ZM52 177V178H51ZM54 177V178H53ZM58 177V179H57ZM61 177V178H60ZM69 177V178H68ZM73 177V178H72ZM81 177V178H80ZM95 177V179H94ZM113 177V180H112ZM141 177V178H140ZM157 177V178H156ZM171 177V179H170ZM178 177V178H177ZM191 177V178H189ZM209 179H207V178ZM213 177H215V183L213 182ZM79 178V179H78ZM83 178V179H82ZM118 179L116 181V179ZM128 178V179H127ZM164 178V179H163ZM168 178V179H167ZM196 178V179H194ZM204 178V179H203ZM18 179V180H16ZM35 179V180H34ZM46 179V181L44 180ZM56 181H53V180ZM108 179V180H107ZM136 179V180H135ZM138 179V180H137ZM159 179V180H158ZM174 179V180H173ZM206 179V180H205ZM33 180V181H32ZM41 180V181H40ZM52 180V181H51ZM68 180V181H67ZM71 180V182H70ZM105 180V181H104ZM129 180V181H128ZM135 180V181H134ZM20 181V182H19ZM75 181V182H74ZM87 181V182H86ZM93 181V182H92ZM99 181V182H98ZM116 181V182H115ZM124 183H123V182ZM131 181V182H130ZM148 181V182H147ZM164 181V182H163ZM23 182V184H21ZM57 182V183H56ZM61 182V184H60ZM69 182V183H68ZM78 182V184L76 185V183ZM102 182V184L100 183ZM104 182V183H103ZM109 182V183H108ZM134 182V184H133ZM136 182V183H135ZM140 182V183H138ZM167 182V183H165ZM170 182V183H168ZM177 182V183H176ZM218 184H217V183ZM20 183V184H19ZM43 183V184H42ZM45 183V184H44ZM49 183L52 184V187ZM73 183V184H72ZM83 183V184H81ZM131 183V184H130ZM142 183V184H141ZM159 183V184H158ZM162 183V184H161ZM176 183V184H175ZM197 183V184H196ZM199 183V184H198ZM204 186H203V184ZM211 183V184H210ZM48 185V186H44V185ZM60 184V185H59ZM69 184H71L70 186H68ZM80 184V185H79ZM99 184V185H98ZM172 184V185H171ZM174 184V185H173ZM207 184V185H206ZM216 188H215V186ZM18 185V186H16ZM29 185V186H28ZM32 185H34L32 187ZM56 185V186H55ZM74 185V186H73ZM86 187H85V186ZM108 185V186H106ZM129 185V186H128ZM141 185V186H140ZM182 185V186H181ZM212 185V186H211ZM218 185V186H217ZM20 186V188H19ZM28 186V187H25ZM56 188H55V187ZM58 186V187H57ZM67 186L69 188H67ZM76 186H78L76 188ZM84 186V187H83ZM90 186V187H89ZM102 186V187H101ZM113 186V187H112ZM136 186V187H135ZM149 186V188H148ZM162 186V187H161ZM164 186H167L166 189L164 188ZM172 186V187H171ZM175 186V188H174ZM180 186V188H179ZM193 188H192V187ZM31 187V188H30ZM48 187V188H47ZM54 187V188H53ZM72 190H71V188ZM100 187V188H99ZM123 187V188H122ZM138 187V188H137ZM161 187V188H160ZM182 187V188H181ZM198 187V188H197ZM204 187V188H203ZM220 187V188H219ZM20 190H19V189ZM42 188V189H41ZM47 188V189H46ZM53 188V189H52ZM58 188V190H57ZM87 188V189H86ZM89 188V189H88ZM103 188V189H102ZM112 188V189H111ZM116 188V189H115ZM177 188V191H176ZM179 188V189H178ZM201 188V189H200ZM215 188V189H214ZM219 188V190H218ZM38 189V190H37ZM45 189V190H44ZM62 189V191H61ZM65 189V190H64ZM69 191H68V190ZM76 189V190H75ZM83 189V192H82ZM85 189V190H84ZM99 189V190H98ZM124 189V191H123ZM138 189V190H136ZM165 192H164V190ZM169 189V190H167ZM172 189V190H171ZM207 189V190H206ZM16 190V191H15ZM28 190V191H27ZM36 191L34 193V191ZM43 190V191H42ZM56 190V191H55ZM87 190V191H86ZM91 190V191H89ZM95 190V191H94ZM118 190V191H117ZM135 190V191H133ZM154 190V191H153ZM205 190V191H204ZM18 191V192H17ZM48 191V192H47ZM53 191V192H52ZM78 191V193H77ZM86 191V192H85ZM159 191V192H158ZM164 193V195L160 192ZM169 191V192H167ZM172 191V192H171ZM174 191V192H173ZM186 191V193H185ZM217 191V192H216ZM220 191V192H218ZM51 192V193H49ZM66 192V193H65ZM72 192V193H71ZM90 192V193H89ZM108 192V193H107ZM124 192V193H122ZM139 194H138V193ZM171 192V193H170ZM175 195V193H177ZM180 192V195H179ZM50 195H49V194ZM53 193V195H52ZM69 193V196H68ZM71 193V195H70ZM77 195H76V194ZM83 193V194H82ZM129 193V194H128ZM136 193L138 195H136ZM145 193V194H144ZM174 193V194H173ZM182 193V194H181ZM208 193V194H207ZM18 194V195H17ZM32 194V196H31ZM35 194L37 195V197L35 196ZM48 194V195H47ZM56 194V195H55ZM66 194V195H65ZM75 194V195H74ZM91 194V196H90ZM97 194V195H96ZM101 194V195H100ZM103 194V195H102ZM128 194V195H126ZM134 196H133V195ZM148 194V195H147ZM162 194V195H161ZM173 194V195H172ZM200 194V195H199ZM220 194V195H219ZM65 195L63 198L61 196ZM89 195V198H88ZM94 195V196H93ZM96 195V196H95ZM109 195L111 197H109ZM126 195V196H125ZM178 195V196H177ZM196 195L197 198H194ZM207 195V198H206ZM16 196V197H15ZM34 196V197H33ZM40 196V197H39ZM46 196V198H45ZM67 196V198H66ZM77 196V197H76ZM86 196V197H85ZM104 196V197H103ZM115 196V197H114ZM128 196V198H126ZM131 198H130V197ZM142 196V199L140 198ZM158 196V197H157ZM164 196V198H163ZM168 196V197H167ZM176 198H175V197ZM203 196V198L201 197ZM209 196V197H208ZM212 196V197H211ZM218 196V197H217ZM51 197V198H50ZM96 199H94V198ZM113 197V198H112ZM160 197V198H159ZM182 197V198H181ZM185 197V198H184ZM189 197V198H187ZM214 197V200H213ZM219 199H217V198ZM31 198V199H30ZM38 200H37V199ZM53 200H50V199ZM71 200H70V199ZM81 198V199H80ZM91 198V200H89ZM112 198V199H111ZM118 198V199H117ZM134 198V199H132ZM153 200H152V199ZM168 198V200H167ZM211 198V199H210ZM22 199V200H21ZM40 199V200H39ZM69 199V200H68ZM76 199V200H75ZM99 199V200H98ZM132 199V201H131ZM144 199V201H143ZM163 199V200H162ZM175 199V200H174ZM192 199V201H191ZM197 199V200H196ZM203 201H202V200ZM218 202H216L217 200ZM221 199V200H220ZM31 200V201H30ZM83 200V201H82ZM89 200V201H88ZM94 200H98V201H94ZM104 200V201H103ZM116 200V201H115ZM130 200V201H129ZM167 200V201H164ZM187 200V201H185ZM194 200V201H193ZM208 200V201H207ZM211 200V201H210ZM23 201V202H22ZM34 201V202H33ZM47 201V204L46 202ZM68 201V202H67ZM73 201V203H71ZM79 201V202H78ZM86 201V202H85ZM114 201V202H113ZM130 204H128V202ZM136 201V202H135ZM146 201V203H144ZM151 201V203H149ZM163 201V202H162ZM182 201V204H181ZM191 201V202H190ZM105 202V203H104ZM114 204H113V203ZM135 202V205H134ZM165 202H169L168 206L167 203ZM174 202V203H173ZM191 205H190V203ZM216 202V203H215ZM31 203V204H30ZM51 206H50V204ZM67 203V204H66ZM69 203V204H68ZM91 203V204H90ZM114 207H112L110 204ZM154 203V206L152 205ZM165 203V204H164ZM171 203V204H170ZM214 203V204H213ZM37 204V205H36ZM40 206H39V205ZM54 204V205H53ZM73 204V205H72ZM85 204V205H84ZM98 204V205H97ZM106 204V205H105ZM120 205V206H117ZM128 204V205H127ZM170 204V205H169ZM176 204V205H175ZM186 204V206H185ZM203 204V205H202ZM212 204V205H210ZM217 204V205H216ZM24 205V206H23ZM36 205V206H35ZM53 205V206H52ZM98 207H97V206ZM123 205V206H122ZM149 205V206H148ZM165 205V206H164ZM173 205V206H172ZM184 207V210L181 208ZM190 205V206H189ZM197 205V206H196ZM200 205V206H199ZM205 205V206H204ZM214 205V206H213ZM35 209V211L32 209ZM51 208H50V207ZM67 206V207H66ZM75 206V207H74ZM80 206V207H79ZM85 206V207H84ZM94 208H93V207ZM125 206V207H124ZM130 206V207H129ZM135 206V207H134ZM140 206V207H139ZM145 206V207H144ZM189 206V208H187ZM204 206V208H203ZM208 206V207H207ZM39 207V208H38ZM102 207V208H101ZM109 207H111V209H109ZM121 209H120V208ZM155 207V208H154ZM158 207V208H157ZM169 209H167V208ZM173 207V208H172ZM199 207V208H196ZM218 207V208H217ZM56 211H54L53 210ZM93 210H90V209ZM97 208V209H96ZM101 208V209H100ZM118 208V209H117ZM129 208V210H128ZM143 208V209H142ZM145 208V209H144ZM161 211H160V209ZM170 208L171 211H170ZM179 208V209H178ZM181 208V209H180ZM211 208V209H210ZM216 210H215V209ZM78 209V210H77ZM96 209V210H95ZM99 209L101 211H99ZM113 209V211H111ZM115 209V210H114ZM125 209V210H124ZM155 209V210H154ZM167 209V210H165ZM176 209V210H175ZM194 209V211H193ZM206 209V210H205ZM218 209V210H217ZM39 210V211H38ZM43 210V213H42ZM121 210V211H120ZM136 210V211H135ZM139 210V211H138ZM142 210V211H141ZM145 210V211H144ZM159 210V211H158ZM165 210V211H164ZM178 210V211H177ZM180 210H182V212H180ZM188 210V211H186ZM199 210V211H198ZM209 210V211H208ZM215 210V211H214ZM29 211V212H28ZM38 211V212H37ZM73 213L70 215L69 214ZM77 211V212H76ZM131 211V213L129 212ZM163 211V212H162ZM176 211V212H175ZM193 211V212H192ZM196 211V212H195ZM205 211L207 213H205ZM217 211V212H216ZM222 211V213H221ZM232 211V219L230 221L229 227H231L232 229H230V233L233 235H235V231H236V222L233 221L235 220V210H231ZM31 212V214H29ZM37 212V213H36ZM55 212V213H54ZM113 212H116L115 215L113 214ZM136 212V213H135ZM153 212V213H152ZM186 214H184V213ZM199 214H198V213ZM209 212V213H208ZM216 213V214H213ZM33 213V214H32ZM77 213V214H76ZM101 215H100V214ZM105 213L107 215H105ZM128 213V214H126ZM156 213V216H154ZM160 213V214H159ZM175 213V214H174ZM177 213V214H176ZM196 213V214H195ZM204 213V214H203ZM27 214V215H25ZM66 214V215H65ZM69 214V215H68ZM119 214V215H118ZM135 214L137 216H135ZM146 214V215H145ZM161 215L159 218V215ZM172 214V215H171ZM179 214V215H178ZM191 214V217H189ZM55 215V216H54ZM97 215V216H96ZM105 215V216H104ZM145 215V217H144ZM171 215V216H169ZM181 215V216H180ZM184 215V216H183ZM188 215V216H187ZM197 215V216H196ZM204 215V216H203ZM33 216V218H32ZM61 216V217H60ZM90 216V219H89ZM104 216V217H103ZM132 216V217H131ZM140 216V217H139ZM173 216H175L173 218ZM197 218H196V217ZM216 216V217H215ZM75 217V218H74ZM79 217V218H78ZM88 217V218H87ZM91 217L92 220L91 221ZM168 217V218H165ZM183 217V218H182ZM200 217V218H199ZM202 217V218H201ZM234 217V218H233ZM43 218V219H41ZM57 218V219H56ZM67 218V219H66ZM78 218V220H77ZM82 218V219H81ZM95 218V219H94ZM124 218V219H123ZM130 218V219H128ZM140 218V219H138ZM196 220H195V219ZM207 218V219H206ZM213 218V219H212ZM220 218V219H219ZM38 219L40 220V222L38 221ZM70 221H69V220ZM76 221H75V220ZM132 219V220H131ZM159 219V220H158ZM168 219V220H167ZM173 219V220H172ZM175 219V220H174ZM184 219V220H183ZM187 219V220H186ZM31 220V221H30ZM37 220V222H36ZM54 220V221H53ZM88 220V221H87ZM98 220V221H97ZM101 220V221H99ZM156 220V221H155ZM177 220V221H176ZM181 220V221H180ZM186 220V221H185ZM192 220V221H191ZM198 220V221H197ZM201 220V221H199ZM211 220V221H208ZM30 221V222H29ZM66 221V223H65ZM68 221V224H67ZM85 221V222H84ZM107 221V222H106ZM131 221V222H130ZM148 221V222H147ZM175 221V222H174ZM196 221V224L194 223ZM219 221V222H217ZM233 221V222H232ZM40 223V226L37 225ZM45 222V224H44ZM47 222V223H46ZM56 222V223H55ZM58 222L60 223V225L58 224ZM75 222V223H74ZM78 222V223H77ZM89 222V224H88ZM96 222V224H95ZM139 222V223H138ZM155 222L157 223V225L155 224ZM173 222V223H171ZM183 222V224L181 223ZM200 222V223H199ZM203 222V223H202ZM37 223V224H36ZM42 223V224H41ZM53 223V224H52ZM74 223V224H73ZM80 223V224H79ZM92 223V224H91ZM112 223V225H111ZM115 223V224H114ZM117 223V224H116ZM132 223V224H131ZM135 223L137 225H135ZM168 223V224H167ZM176 223V224H175ZM177 223H179L177 225ZM186 223V224H185ZM189 223V224H188ZM211 223V224H210ZM222 223V224H221ZM36 224V225H35ZM44 224V226H43ZM50 224V225H49ZM52 224V225H51ZM62 224V226H61ZM66 224V226H65ZM84 224V225H83ZM105 224H109V225H105ZM126 224V225H125ZM163 224V226H161ZM198 224V225H197ZM209 224V225H206ZM33 225V226H32ZM82 226L79 227L78 226ZM87 226L86 230L85 227ZM90 225V226H88ZM92 225V227H91ZM96 225V226H95ZM106 229H105V227ZM115 225V227H114ZM132 225V226H131ZM135 225V226H134ZM159 225V228L163 227L160 229L161 232H158L159 229H157ZM180 225V226H179ZM184 225H187L185 227H183ZM192 225V226H191ZM204 225V226H203ZM216 225V227L214 226ZM35 226V228H37L35 230H33V227ZM73 226V227H72ZM77 226V228H75ZM85 226V227H83ZM101 226V228H99ZM109 226V227H108ZM124 226V227H123ZM151 228H150V227ZM156 226V227H155ZM212 226V228L210 227ZM39 227V228H38ZM52 227V228H51ZM119 227V228H118ZM175 227V228H174ZM192 227V228H191ZM196 227L198 230H196ZM209 227V228H208ZM215 227V228H214ZM220 227V228H219ZM45 228V229H43ZM49 228V230H48ZM73 228V229H72ZM102 229L101 231L98 229ZM111 228V229H110ZM115 228V229H114ZM134 228V229H133ZM139 230H137V229ZM156 228V229H155ZM173 228V229H172ZM223 228V229H222ZM54 231H53V230ZM82 229L83 233H82ZM115 231H114V230ZM117 229V230H116ZM119 229V230H118ZM135 229L137 231H135ZM155 229V230H154ZM165 229V230H163ZM169 229V230H168ZM187 229V230H186ZM192 229V230H190ZM200 229V231H199ZM206 229V230H205ZM30 230V232L28 231ZM43 230V231H42ZM97 230V231H95ZM106 230V231H105ZM121 230V231H120ZM173 230V231H172ZM175 230V231H174ZM177 230V233H175ZM183 230V231H182ZM205 230V231H204ZM34 231V232H33ZM59 233H57V232ZM60 231L63 233H60ZM85 231V232H84ZM95 231V232H94ZM100 231V232H99ZM110 231V232H109ZM113 231V233H111ZM124 231V232H122ZM135 231V232H134ZM156 233H155V232ZM163 231V233H162ZM174 233H172V232ZM182 232L179 233V232ZM212 231V232H210ZM45 232L47 233V236L45 234ZM50 232V233H49ZM52 232V233H51ZM76 232H78L77 234H75ZM91 232V233H88ZM97 232V233H96ZM100 236H99V233ZM105 232V233H104ZM118 232V233H117ZM151 232V233H148ZM184 232V233H183ZM200 232V233H199ZM44 233V234H43ZM55 233V234H54ZM95 235H94V234ZM101 233H102V237H101ZM110 233V234H108ZM131 233V235H130ZM155 237H154V235ZM167 233V234H165ZM170 233V235H169ZM207 233V234H206ZM212 233V234H210ZM35 236H34V235ZM73 234V235H72ZM85 234V235H83ZM93 234V235H92ZM120 236H119V235ZM129 234V235H128ZM142 234V235H141ZM157 234V236H156ZM181 234V235H180ZM192 234V235H191ZM217 234V235H216ZM221 234H223L221 236ZM230 234V235H231ZM51 238H50V236ZM94 237V238H92ZM110 235V236H109ZM112 235V236H111ZM116 235V236H114ZM118 235V236H117ZM124 235V236H122ZM137 235V236H136ZM163 235V236H162ZM176 235V237L174 236ZM183 235V236H182ZM207 235V236H206ZM210 237H209V236ZM56 238H55V237ZM78 236V238H77ZM84 236V237H83ZM114 236V237H113ZM127 236V237H126ZM161 236V237H159ZM169 236V237H167ZM172 236V237H170ZM186 236V238H185ZM45 237V238H44ZM59 237V240H58ZM82 237V238H81ZM91 237V238H89ZM97 237V238H96ZM112 237V238H111ZM117 237V238H116ZM120 237V239L118 238ZM129 237V238H128ZM153 237V239H152ZM161 239V241H159V239ZM193 237V238H192ZM212 237V238H211ZM218 237V238H216ZM67 238V240L65 239ZM85 238V239H84ZM122 238V240H121ZM138 238V239H137ZM199 239V241L197 242V239ZM215 238V239H214ZM43 239V240H42ZM90 239V240H89ZM97 239V241H96ZM99 239V240H98ZM101 239V240H100ZM109 241H108V240ZM116 239V240H115ZM144 239V240H143ZM152 239V241H151ZM155 239H158L157 241L160 243H158ZM167 242H165V240H167ZM185 239V240H184ZM187 239V240H186ZM192 239V240H191ZM46 240V241H45ZM50 242H49V241ZM56 240V242H55ZM84 240V241H83ZM89 240V241H87ZM94 242H93V241ZM118 240V241H117ZM126 240V241H124ZM133 242H132V241ZM174 240V241H173ZM183 240V241H182ZM201 240V241H200ZM213 240V241H212ZM43 241V242H42ZM71 241V243H69ZM116 241V242H115ZM122 241V242H121ZM129 241V242H128ZM154 241H156L157 244L161 245H157L154 243ZM178 241V242H176ZM193 241V243H192ZM60 244H59V243ZM68 242V243H67ZM96 242H97V246H96ZM113 242V243H112ZM127 242V243H126ZM142 242V243H141ZM151 242V243H150ZM164 242V243H163ZM169 242V243H168ZM201 244H200V243ZM219 242V243H218ZM75 243V244H74ZM82 243V244H81ZM90 244V246L88 244ZM93 243V244H92ZM102 243V244H100ZM109 243V244H108ZM123 243V244H122ZM126 245H125V244ZM132 243V244H131ZM153 243V244H152ZM171 243V244H170ZM174 243V244H173ZM184 246L181 245V244ZM184 243V244H183ZM209 243V244H207ZM44 244V245H43ZM85 244V245H84ZM127 244H129V246H127ZM156 248H155V245ZM165 245L164 247H162L163 245ZM220 244V245H219ZM57 245V246H55ZM67 245V246H66ZM91 247L90 249L87 250V248ZM93 245V246H92ZM121 245V246H120ZM125 245V246H124ZM171 245V246H170ZM212 245L211 248H209ZM30 246V247H29ZM36 246V247H35ZM52 246V248L50 247ZM62 246V247H61ZM68 247V249L66 247ZM84 248H83V247ZM86 246V247H85ZM96 246V247H95ZM112 246V247H111ZM134 246V247H133ZM145 246V247H144ZM153 246V249H151V247ZM176 246V247H175ZM180 246V247H178ZM196 246V247H195ZM202 246V247H201ZM209 246V247H208ZM46 247V248H45ZM57 247V248H56ZM61 247V248H60ZM73 247V248H72ZM79 247V248H78ZM82 247V248H81ZM95 247V248H94ZM101 249H99V248ZM114 247V249H113ZM121 247V248H120ZM128 248V251L126 250ZM142 247V248H141ZM158 247V248H157ZM162 247V248H161ZM173 247V248H172ZM182 247V248H181ZM199 247V248H198ZM214 247V248H213ZM32 248V249H31ZM51 248V249H49ZM54 248V249H53ZM140 248V249H139ZM165 248H169V252L167 249ZM187 248V249H186ZM205 248V249H203ZM207 248L209 249V251L207 250ZM218 248V249H217ZM75 249V250H74ZM78 249V251H77ZM103 249V250H102ZM137 249V250H135ZM165 249V250H164ZM184 249V251H183ZM193 249V250H192ZM216 249L217 251L220 249V252L214 250ZM42 250V251H41ZM90 250V251H89ZM150 250V251H149ZM172 252H171V251ZM206 250V251H205ZM65 251V252H64ZM142 251V252H141ZM146 251V252H145ZM159 251V252H158ZM167 251V252H165ZM187 251V252H185ZM194 251V254H192V252ZM214 253V259L212 252ZM216 251V253H215ZM59 252V253H58ZM65 254H64V253ZM74 252V253H73ZM89 252H93V253H89ZM101 254H100V253ZM104 252V253H103ZM108 252V254H107ZM135 252V253H134ZM174 252V253H173ZM197 252V253H196ZM204 252V253H203ZM209 252V253H208ZM54 253V254H53ZM59 255H58V254ZM67 253H69L67 255ZM73 253V254H71ZM134 253V254H133ZM151 253V254H150ZM171 253V254H170ZM182 253V254H181ZM186 253V254H185ZM40 254V255H39ZM56 254V255H55ZM64 256H63V255ZM74 254H75V259H74ZM110 254V255H109ZM141 256H140V255ZM156 254L155 257H153ZM176 254V255H175ZM178 254V255H177ZM207 254V255H206ZM209 254V255H208ZM46 255V256H45ZM53 255V256H50ZM72 255L73 258H71ZM92 257H91V256ZM100 255V256H99ZM148 255V256H147ZM152 255V256H151ZM165 255H168L167 257H165ZM170 255V257H169ZM188 255V256H187ZM191 255V256H190ZM204 255V256H203ZM206 255V256H205ZM50 256V257H49ZM62 256V257H61ZM84 256V258H83ZM88 258H87V257ZM95 256V257H94ZM108 256V257H107ZM150 256V257H149ZM173 256H175L173 258ZM183 256V257H182ZM185 256V258H184ZM211 258H209V257ZM46 257V259H45ZM53 257V259H52ZM57 257V258H56ZM59 257V258H58ZM65 257V258H64ZM82 257V259L80 258ZM97 257V258H96ZM100 257V259H99ZM102 257V258H101ZM160 257V258H159ZM188 257V258H187ZM191 259H190V258ZM193 257V258H192ZM195 257V258H194ZM197 257V258H196ZM50 258V260H49ZM71 258V259H70ZM78 258V259H77ZM91 258V259H89ZM107 258V259H106ZM110 258V260H109ZM150 258V259H149ZM153 258V259H152ZM170 258V259H169ZM184 258V259H183ZM209 260H213L210 262H207L208 259ZM58 261H57V260ZM83 260L82 262L80 261ZM99 259V260H98ZM103 259V261H102ZM162 261H161V260ZM178 259V260H177ZM182 259V260H181ZM189 259V260H188ZM194 259V262L193 260ZM205 259V260H204ZM60 260V261H59ZM74 260V261H73ZM87 260V262H86ZM89 260L91 261L89 263ZM109 260V261H108ZM168 260V261H167ZM174 260V261H171ZM176 260V262H175ZM192 260V261H191ZM200 260V263H199ZM215 262L217 263H214ZM99 261V262H98ZM121 261V263H120ZM129 261V262H128ZM165 261V262H164ZM196 261V262H195ZM47 262V263H46ZM54 262V263H53ZM59 262V263H58ZM94 262V263H93ZM179 262V263H178Z\"/></svg>",
    "mask_w": 264,
    "mask_h": 264
},
{
    "label": "bare ground",
    "instance_id": "6f19581e",
    "mask_svg": "<svg viewBox=\"0 0 264 264\" xmlns=\"http://www.w3.org/2000/svg\"><path fill=\"white\" fill-rule=\"evenodd\" d=\"M12 1V0H11ZM16 1V0H15ZM19 1V0H18ZM21 1V0H20ZM19 1V2H20ZM24 2L26 1L27 2V0H23ZM30 1V0H29ZM28 1V2H29ZM32 1V0H31ZM30 1V2H31ZM34 1V0H33ZM44 1V0H43ZM48 1V0H47ZM51 1V0H50ZM57 1H59V0H57ZM74 1V0H73ZM76 1V0H75ZM80 1V0H79ZM83 1H85V0H83ZM87 1V0H86ZM92 1V0H91ZM94 1V0H93ZM105 1V0H104ZM139 1V0H138ZM171 1V0H170ZM169 1V2H170ZM173 1V0H172ZM175 1V5L176 6H179L180 4L182 5V7H183V3H186V2H188V1H182L183 3H180V0H174ZM202 1V0H201ZM201 1H199V0H189V2H188V10H187V12H185V10H184V13H182L183 12V10L180 12L181 14H179L178 15V13H179V11L178 12H176L177 13V20H176V18L175 17H173V15H176V13L174 14L173 12H171V13H173L171 16L173 17V20L175 19V22H176V24H175V28H176V30L174 29V31H176L177 32V36H179L178 38L180 39V41H178V40H176V41H178V43L175 41V43H177L176 44V46L177 47H179V46H181L182 47V52H179V50L177 51V49H175V51L176 52H179L180 54H182V59H179V58H177V59H179V60H176L175 61V57H174V60H172L173 59V57L172 58H170V60H172V61H174L176 64H178V63H180L179 61H181V64L180 65H183V66H186V65H189V63H191L192 65H193V69H195V67H196V69H197V67L200 69V71H197L196 69V71L195 70H193L194 72H200V73H204V75L203 74H201V76H203V78L201 79V78H199V76H198V73H197V76H198V79L199 80H203L204 79V76H205V78L206 79H204V80H206L205 82L203 81H201L202 83H206L205 85H207L206 87V89H207V91H206V100H207V110L205 109L206 107H204L203 109H205V111L203 110V117H204V114L206 115L205 117L207 118V120H205V117L202 119L201 118V121H207V123L206 124H208V130H209V134L208 135H210V134H212V136L211 137H209V138H213L214 139V137H215V142H212V139H211V142H212V144H211V146H214L213 145V143L214 144H216V146H217V149H211V151H210V154H209V152H208V154L206 153V155H209V161H208V157H206L207 158V161H208V163L210 162V165H211V169H209L208 170V166H210V165H208L207 164V167H205L204 169L206 170H208V173H209V171L210 170H212L213 169V171H214V173L213 172H210L209 174V176H211L212 175V173L213 174H215V176H216V173H218L219 174V180L217 179V181H219L220 182V187H221V196H222V204H223V211H224V213H222V211H221V213L224 215V217L222 216V218H224V220H222L223 222L222 223H224V237H222V239H223V241L221 240V241H219L220 243L221 242H223V245H222V243H221V245H222V247H221V249H222V252H221V255H217L218 257L216 258L217 260L220 258V256H221V262H219V261H217V262H219L218 264H264V0H203L202 2ZM35 2V1H34ZM39 2V1H38ZM41 2H42V0H41ZM46 2V1H45ZM49 2V1H48ZM64 2V1H63ZM82 2V1H81ZM109 2V1H108ZM108 2H106V3H108ZM168 2V1H167ZM0 3H1V1H0ZM21 3H23V2H21ZM55 3V2H54ZM58 3V2H57ZM67 3H70V2H67ZM66 3V4H67ZM83 3V2H82ZM81 3V4H82ZM87 3V2H86ZM110 3V2H109ZM119 3H121V2H119ZM2 4H5V3H3L2 2ZM30 4V3H29ZM45 4H47V3H45ZM59 4V3H58ZM61 4H62V2H61ZM71 4V3H70ZM80 4V5H81ZM84 4V3H83ZM83 4L81 5V7L83 6ZM88 4V3H87ZM87 4H85L86 6H87ZM143 4V3H142ZM173 4V5H174ZM187 4V3H186ZM6 5V4H5ZM13 5V4H12ZM11 5V6H12ZM24 5V4H23ZM32 5H33V3H32ZM38 6L40 5V4H37ZM63 5V4H62ZM68 5V4H67ZM75 5H77V4H75ZM85 5H84V7H85ZM116 5V4H115ZM167 5H172V4H167ZM172 5V6H173ZM174 5V6H175ZM3 6V5H2ZM10 5L8 6V7H11ZM15 6V5H14ZM14 6L12 7V8H14ZM17 6V5H16ZM28 6V5H27ZM26 6V7H27ZM51 6L52 5H50V7H49V9L51 8ZM56 6H58L57 4H56ZM64 6V5H63ZM68 6H70V5H68ZM131 6V5H130ZM176 6H175V8L174 9H177L176 8ZM34 7V6H33ZM41 7L43 8V6L41 5ZM46 7H47V5H46ZM53 7H54V5H53ZM59 7V6H58ZM65 7V6H64ZM67 7V6H66ZM65 7V8H66ZM71 7V6H70ZM89 7H90V5H89ZM103 7V6H102ZM109 7H110V5H109ZM117 7V6H116ZM7 8V7H6ZM19 8V7H18ZM21 8V7H20ZM22 8H23V6H22ZM21 8V9H22ZM24 8H25V6H24ZM55 8V7H54ZM54 8H52V9H54ZM101 7L99 6V7H96V8H94L93 9V11H94V14H95V18L96 19H98V22L99 23H102L104 20H105V17H102V16H104V15H101V9H100ZM186 9H187V7H185ZM0 9H2V8H0ZM5 8H3V10H4ZM15 9V8H14ZM31 9H32V7H31ZM31 9L29 10V12L31 11ZM39 9H40V11H41V8H40V6H39ZM52 9H50L51 10V12L52 11H54V10H52ZM61 9V8H60ZM75 9H76V7H75ZM73 10V12H75L76 10ZM77 9H78V7H77ZM100 9V10H99ZM105 9V8H104ZM119 9V8H118ZM124 9V8H123ZM173 9V8H172ZM173 9V10H174ZM181 9V8H180ZM3 10H0V11H3ZM6 11H7V9H5ZM24 11H25V9H23ZM26 10H27V8H26ZM35 10H36V8H35ZM55 10H59V9H55ZM69 10H71V9H69ZM85 10V9H84ZM111 10V9H110ZM167 10V9H166ZM169 10V9H168ZM5 11V12H6ZM14 11V10H13ZM17 11V10H16ZM21 11V10H20ZM34 11V10H33ZM43 11H44V9H43ZM60 11H62V10H60ZM59 11V12H60ZM82 11V10H81ZM112 11V10H111ZM131 11V10H130ZM176 11V10H175ZM9 12H11V11H9ZM28 11H26L25 13H27ZM57 12V11H56ZM66 12H67V10H66ZM72 12V11H71ZM70 12V13H71ZM136 12V11H135ZM7 13V12H6ZM22 13V12H21ZM37 13H41V12H37ZM61 13V12H60ZM89 13V12H88ZM107 13V15H108V12H106ZM114 13V12H113ZM127 13V12H126ZM132 13V12H131ZM133 13H134V11H133ZM1 14H2V12H1ZM1 14H0V16H1ZM18 14V13H17ZM28 14V13H27ZM30 14H31V12H30ZM32 14H33V12H32ZM43 14H45V13H43ZM43 14H41V15H43ZM56 14H58L59 15V13H56ZM69 14V13H68ZM75 14V13H74ZM77 14V13H76ZM75 14V15H76ZM102 14H105V13H103V11H102ZM117 14V13H116ZM167 14V13H166ZM13 15H14V13H13ZM20 15V14H19ZM26 15V14H25ZM34 15V14H33ZM36 15V14H35ZM74 15V16H75ZM87 15V14H86ZM92 15V14H91ZM106 15V14H105ZM107 15H106V19H109V18H107ZM118 15V14H117ZM121 15V14H120ZM127 15V14H126ZM3 16V15H2ZM5 16V15H4ZM9 16V15H8ZM39 16H40V14H39ZM50 16H51V14H50ZM52 16H53V14H52ZM67 16H69V15H67ZM73 16V17H74ZM99 16H100V18H99ZM109 16V15H108ZM6 17V16H5ZM11 17H13V16H11ZM21 17V16H20ZM24 17V16H23ZM26 17V16H25ZM29 17V16H28ZM37 17V16H36ZM43 17V16H42ZM61 17V16H60ZM70 17H72L71 15H70ZM72 17V18H73ZM85 17V16H84ZM83 16H82V18H84ZM104 18L103 19V21L101 22V20H102V18ZM117 17V16H116ZM118 17H120V16H118ZM117 17V18H118ZM122 17V16H121ZM131 17H133V16H131ZM4 17H2V20H0V22H2L3 20L4 21H7V20H5V19H7V18H5V19H3ZM16 18H18V16L16 17ZM40 18V17H39ZM44 18V17H43ZM48 18V17H47ZM46 18V19H47ZM51 20H53L52 19V17H49ZM54 18V17H53ZM61 18H63V17H61ZM69 18V17H68ZM88 17H86V19H87ZM9 19V18H8ZM30 19V18H29ZM28 19V20H29ZM49 19V20H50ZM79 19V18H78ZM114 19V18H113ZM119 20H121L120 18H118ZM124 19H126V17L124 18ZM130 19H132V18H130ZM134 19V18H133ZM26 20V19H25ZM32 20V19H31ZM40 20V19H39ZM38 19H37V21H39ZM45 20V19H44ZM48 20V21H49ZM62 20V19H61ZM65 20V19H64ZM68 20V19H67ZM67 20H66V22H67ZM70 20H72V19H70ZM69 20V21H70ZM88 20V19H87ZM18 21H20V20H18ZM17 21V22H18ZM30 21V20H29ZM36 21V22H37ZM40 21H42V20H40ZM47 21V20H46ZM58 21H60V20H58ZM77 21V20H76ZM80 21H82L81 19H80ZM107 21V20H106ZM116 21H118V20H116ZM115 20H113V22L112 21H110V22H112V23H110V24H107V22H105L106 24H107V26L109 25V27H110V25H114L115 24V22H116ZM169 21V20H168ZM13 22V21H12ZM22 22V21H21ZM24 22V21H23ZM35 22V21H34ZM50 22V21H49ZM52 22V21H51ZM56 22V21H55ZM62 22V21H61ZM74 22V21H73ZM87 22V21H86ZM97 22V23H98ZM119 22V21H118ZM122 22V21H121ZM174 22V23H175ZM5 23V22H4ZM3 23V24H4ZM54 23V22H53ZM76 23V22H75ZM79 23V22H78ZM105 23H103V24H105ZM128 23V22H127ZM131 23H132V21H131ZM5 24H7V26H8V24H10V23H5ZM18 24V23H17ZM27 24V23H26ZM35 24V23H34ZM49 24V23H48ZM55 24V23H54ZM58 25H59V22L57 23ZM84 24H86V23H84ZM83 24V25H84ZM103 24H101V25H103ZM105 24V25H106ZM119 24H121V23H119ZM130 24V23H129ZM171 24H173V23H171ZM14 25H15V23H14ZM19 25H20V23H19ZM38 25H40L39 23H38ZM41 25H44V24H41ZM49 25H51V24H49ZM72 25V24H71ZM98 25V24H97ZM117 24H115V26H116ZM133 25V24H132ZM168 26H169V24H167ZM174 25V24H173ZM0 26H3V25H1L0 24ZM6 26V25H5ZM6 26V27H7ZM15 26H17V25H15ZM15 26H13L14 27V29H15ZM23 26H24V24H23ZM48 26V25H47ZM77 26V25H76ZM111 26V27H112ZM119 26V25H118ZM123 26V25H122ZM20 27H22V26H20ZM26 27V26H25ZM58 27V26H57ZM101 27V26H100ZM133 27H135V26H133ZM1 29H2V27H0ZM8 28V27H7ZM29 28V27H28ZM46 28V27H45ZM70 28H71V26H70ZM84 28V27H83ZM105 28V27H104ZM107 28V27H106ZM105 28V29H106ZM113 28V27H112ZM127 28V27H126ZM130 28V27H129ZM36 29V28H35ZM40 29V28H39ZM42 29V28H41ZM44 29V28H43ZM57 29V28H56ZM59 29V28H58ZM71 29H74V27L73 28H71ZM82 29V28H81ZM86 29V28H85ZM103 29V28H102ZM102 29H100V31L102 32V34H103V31H102ZM115 29V28H114ZM124 29V28H123ZM122 29V30H123ZM168 28H165V30H167ZM13 30V29H12ZM45 30V29H44ZM47 30V29H46ZM63 30V29H62ZM66 30V29H65ZM90 30V29H89ZM98 30V31H97ZM97 36H98V34H99V29L97 28ZM116 30V29H115ZM114 30V31H115ZM119 30H120V28H119ZM126 30V29H125ZM171 30H172V27H171ZM10 31H11V29H10ZM18 31V30H17ZM26 31V30H25ZM27 31H29V29L27 30ZM26 31V32H27ZM39 31V30H38ZM48 31V30H47ZM108 31V30H107ZM106 30L104 31V32H107ZM113 31V30H112ZM118 31V30H117ZM168 31H169V29H168ZM4 32H6V31H4ZM13 32H14V30H13ZM16 32V31H15ZM23 32V31H22ZM25 32V33H26ZM36 32V34H37V31H35ZM35 32H34V34H35ZM43 32V31H42ZM52 31H50V33H51ZM56 32V31H55ZM60 32H61V28H60ZM67 32V31H66ZM69 32H70V30H69ZM101 32H100V34H101ZM111 32V31H110ZM120 32V31H119ZM118 32V33H119ZM175 32V33H176ZM2 33V32H1ZM29 33V32H28ZM39 33V32H38ZM61 33H64L63 31L61 32ZM81 33V32H80ZM96 33H95V36H96ZM124 33V32H123ZM122 33V34H123ZM127 33V32H126ZM133 33V32H132ZM168 33H170V31L168 32ZM7 34V33H6ZM44 34H45V32H44ZM57 34V33H56ZM86 34V33H85ZM92 34V33H91ZM99 34V35H100ZM113 34V33H112ZM171 34V33H170ZM170 34H165V36H167V35H170ZM10 35V34H9ZM12 35V34H11ZM40 35H42V34H40ZM48 35V34H47ZM64 35H66V34H64ZM69 35H73L72 33L70 34L69 33ZM89 35V34H88ZM104 35V34H103ZM105 35H107V33L105 34ZM104 35V36H105ZM115 35V34H114ZM113 35V36H114ZM128 34H126V36H127ZM173 35H175V34H173ZM8 36V35H7ZM17 36V35H16ZM22 36H24V35H22ZM37 36V35H36ZM95 36H94V39L93 40H96L95 39ZM171 36V35H170ZM177 36H175V39H176V37ZM1 37H2V35H1ZM25 37V36H24ZM31 37H32V35H31ZM45 37V36H44ZM47 37V36H46ZM56 37V36H55ZM61 37V36H60ZM73 37H74V35H73ZM105 37H107V36H105ZM116 37H117V35H116ZM115 37V38H116ZM3 38V37H2ZM5 38V37H4ZM20 38H21V36H20ZM33 38V37H32ZM31 38V39H32ZM38 38V37H37ZM57 38V37H56ZM64 38V37H63ZM72 37H70V39H71ZM99 37H97V39H98ZM1 39V38H0ZM6 39V38H5ZM9 39H10V37H9ZM9 39H7L5 42H7ZM11 39H13V38H11ZM10 39V40H11ZM22 39H23V37H22ZM46 39V38H45ZM89 39V38H88ZM100 39V38H99ZM108 39V38H107ZM118 39V38H117ZM14 41H15V38L13 39ZM12 40V41H13ZM18 40V39H17ZM26 40H27V38H26ZM40 40H41V38H40ZM64 40V39H63ZM101 40H102V38H101ZM124 40V39H123ZM4 41V40H3ZM9 42V43H13V42ZM20 41V42H19ZM19 44H21V41H23V40H20L19 39ZM39 41V40H38ZM64 41H66V40H64ZM71 41V40H70ZM104 41V40H103ZM121 41V40H120ZM125 41V40H124ZM27 42V41H26ZM52 42V41H51ZM73 42V41H72ZM76 42V41H75ZM94 42V41H93ZM96 42V41H95ZM94 42V43H95ZM105 42V41H104ZM3 43V42H2ZM17 43V42H16ZM23 43H25V40H24V42ZM22 43V44H23ZM60 43V42H59ZM58 43V44H59ZM67 43V42H66ZM82 43V42H81ZM98 45V48L100 47L99 46V44L101 43L102 44V41L99 43V41H97L96 42ZM110 43H111V41H110ZM119 43V42H118ZM122 43H123V41H122ZM170 43H171V41H170ZM172 43H173V47L175 46L174 44V42H173V39H172ZM6 44V43H5ZM15 44V43H14ZM13 44V45H14ZM35 44V43H34ZM47 44H48V42H47ZM55 44V43H54ZM68 44V43H67ZM70 44V43H69ZM68 44V45H69ZM93 44V43H92ZM105 44V43H104ZM121 44V43H120ZM151 44H153V42L151 43ZM16 45H18V44H16ZM37 45V44H36ZM74 45V44H73ZM76 45V44H75ZM165 45H167V44H165ZM171 45V44H170ZM11 46V45H10ZM19 46V45H18ZM35 46V45H34ZM57 46V45H56ZM59 46V45H58ZM70 46V45H69ZM94 46H96L95 44H94ZM97 46H96V49L95 50H93V51H96L98 48H97ZM119 46V45H118ZM152 46V45H151ZM20 47H22V46H20ZM24 47V46H23ZM33 47V46H32ZM31 47V48H32ZM43 47V46H42ZM53 47V46H52ZM75 47V46H74ZM77 47H79V46H77ZM88 47H90V46H88ZM102 47H103V44H102V46H101V49H102ZM113 47V46H112ZM177 47H174V48H177ZM62 48V47H61ZM105 48V47H104ZM122 48H123V46H122ZM121 48V49H122ZM125 48V47H124ZM180 48V47H179ZM178 48V49H179ZM1 49V48H0ZM43 49V48H42ZM106 49V48H105ZM109 49V48H108ZM119 49V48H118ZM164 49V48H163ZM181 49V48H180ZM2 50V49H1ZM19 49H17V51H18ZM44 50V49H43ZM50 50V49H49ZM100 49H98L97 51H99ZM109 50H111V49H109ZM128 50V49H127ZM45 51V50H44ZM48 51V50H47ZM63 51V50H62ZM70 51V50H69ZM71 51H72V48H71ZM92 51V50H91ZM97 51H96V53H97ZM120 51H122V50H120ZM2 52H3V50H2ZM9 52V51H8ZM23 52V51H22ZM35 52V51H34ZM41 52V51H40ZM57 52V51H56ZM86 52V51H85ZM99 52H102L101 50L99 51ZM155 52V51H154ZM169 52H172V49H171V51H170V49H169ZM1 53V52H0ZM6 53V52H5ZM18 53V52H17ZM24 53H25V51H24ZM50 53V52H49ZM89 53V52H88ZM111 53V52H110ZM114 53H116V52H114ZM124 53V52H123ZM168 53V52H167ZM15 54V53H14ZM19 54V53H18ZM17 54V55H18ZM28 54H29V52H28ZM41 54H43V53H41ZM53 54V53H52ZM57 54V53H56ZM60 54V53H59ZM87 54V53H86ZM100 54V53H99ZM105 54H107V51H106V53ZM108 54H109V51H108ZM117 54H119V53H117ZM121 54V53H120ZM119 54V55H120ZM1 55V54H0ZM7 55L9 56V54L7 53ZM20 55V54H19ZM18 55V56H19ZM24 55V54H23ZM23 55H21V56H23ZM31 55V54H30ZM33 55V54H32ZM51 55V54H50ZM81 55V54H80ZM168 56H169V54H167ZM172 55H174V54H172ZM176 55H177V53H176ZM179 55V54H178ZM177 55V56H178ZM11 56H13V54L11 55ZM21 56H19V57H21ZM28 57H30L29 55H27ZM34 56V55H33ZM55 56V55H54ZM68 56V55H67ZM78 56V55H77ZM86 56V55H85ZM91 56V55H90ZM97 56V55H96ZM101 56V55H100ZM112 56V55H111ZM116 56V55H115ZM181 56V55H180ZM14 57V56H13ZM40 57V56H39ZM79 57V56H78ZM92 57V56H91ZM122 57V56H121ZM129 57V56H128ZM153 57V56H152ZM5 57H2V60L4 59ZM7 58H9V57H7ZM23 58V57H22ZM31 58V57H30ZM30 58H28V60L30 59ZM33 58V57H32ZM31 58V59H32ZM37 58H38V56H37ZM56 58V57H55ZM108 58V57H107ZM118 58V57H117ZM169 58V57H168ZM11 59H13L12 57H11ZM33 59H36V58H33ZM33 59H32V61H33ZM39 59V58H38ZM80 59V58H79ZM91 59V58H90ZM102 59V58H101ZM103 59H104V57H103ZM157 59H158V57H157ZM1 60V59H0ZM5 60V59H4ZM27 60V61H28ZM56 60V59H55ZM61 59H59L58 61H60ZM67 60V59H66ZM85 60V59H84ZM98 60V59H97ZM114 61L116 60V59H113ZM118 60V59H117ZM169 60V59H168ZM14 61V60H13ZM31 61V60H30ZM50 61V60H49ZM68 61V60H67ZM72 61H73V59H72ZM89 61V60H88ZM87 61V62H88ZM107 61V60H106ZM121 61V60H120ZM10 62V61H9ZM45 62H46V60H45ZM55 62V61H54ZM66 62V61H65ZM74 62V61H73ZM86 62V63H87ZM118 62V61H117ZM116 62V63H117ZM164 62V61H163ZM178 62V63H177ZM3 63V62H2ZM32 63V62H31ZM52 63V62H51ZM55 63H57V61L55 62ZM92 63H94V62H92ZM104 63V62H103ZM121 63V62H120ZM170 63V62H169ZM9 64H11V63H9ZM33 64H35V63H33ZM32 64V65H33ZM61 64H63V62L61 63ZM69 64V63H68ZM71 64V63H70ZM96 63H94V65H95ZM110 64H112V63H110ZM170 64H172V63H170ZM176 64H175V66H174V68H172V71H173V69H175L176 68ZM17 65H19V64H17ZM21 65V64H20ZM58 65V64H57ZM67 65V64H66ZM72 65V64H71ZM81 65V64H80ZM79 65V66H80ZM115 65V64H114ZM158 65V64H157ZM164 65V64H163ZM174 64H172V66H173ZM179 65V64H178ZM192 65H191V67H192ZM13 66V65H12ZM16 65H14V67H15ZM28 66H30V65H28ZM41 66V65H40ZM59 66H61V65H59ZM117 66H118V63H117ZM171 66V65H170ZM169 66V67H170ZM190 66V65H189ZM18 67V66H17ZM33 67H35L34 65H33ZM103 67V66H102ZM113 67V66H112ZM112 67H111V69H112ZM123 67V66H122ZM165 67V66H164ZM168 67V68H169ZM191 67H189V69L191 68ZM2 68V67H1ZM9 68V67H8ZM16 68V67H15ZM19 68H20V66H19ZM19 68H18V72L19 71H21L22 72V70H21V68H20V70H19ZM58 68H60V67H58ZM66 68V67H65ZM69 68V67H68ZM67 68V69H68ZM92 68V67H91ZM120 68V67H119ZM179 68H181V67H178V68H176L177 70L179 69ZM186 68V67H185ZM3 69H5L4 67H3ZM13 69V68H12ZM11 69V70H12ZM34 69V68H33ZM104 69V68H103ZM115 69V68H114ZM157 69V68H156ZM189 69H187V70H189ZM192 69V68H191ZM202 69V70H201ZM9 70V69H8ZM71 70V69H70ZM73 70V69H72ZM109 70V69H108ZM113 70V69H112ZM130 70V69H129ZM170 70H171V67H170ZM180 70V69H179ZM181 70H182V68H181ZM0 71H1V69H0ZM13 71V70H12ZM16 71H17V68H16ZM60 71V70H59ZM58 71V72H59ZM68 71H69V69H68ZM85 71V70H84ZM93 71V70H92ZM114 71V70H113ZM151 71V70H150ZM153 71V70H152ZM184 71V70H183ZM192 71V70H191ZM2 72V71H1ZM37 72V71H36ZM67 72V71H66ZM74 72V71H73ZM79 72V71H78ZM78 72H77V74H78ZM126 72V71H125ZM155 72V71H154ZM157 72V71H156ZM185 72H186V70H185ZM185 72H183V73H185ZM29 73H30V71H29ZM42 73H43V71H42ZM56 73H57V71H56ZM60 73V72H59ZM71 73V72H70ZM69 73V74H70ZM76 73V72H75ZM89 73V72H88ZM151 73V72H150ZM193 73V72H192ZM4 75H5V73H3ZM2 74V75H3ZM8 74H10V72L8 73ZM18 74H20V72L18 73ZM32 74V73H31ZM73 74V73H72ZM93 74V73H92ZM99 74V73H98ZM101 74V73H100ZM107 74V73H106ZM109 74H111V73H109ZM117 74V73H116ZM175 74V73H174ZM173 74V75H174ZM177 74V73H176ZM188 74H190V73H188ZM13 75V74H12ZM30 75V74H29ZM29 75H27L26 74V77L25 78H27ZM34 75V74H33ZM37 75H39V74H37ZM44 75V74H43ZM75 75V74H74ZM79 75V74H78ZM113 75V74H112ZM131 75V74H130ZM178 75V74H177ZM176 75V76H177ZM194 75V74H193ZM16 76H18V75H16ZM15 75H13V79H14V77H16ZM22 76V74H20V77ZM25 75H24V73H23V77H24ZM32 76V75H31ZM31 76H30V78H31ZM39 76H42V75H39ZM77 76V75H76ZM80 76V75H79ZM82 76H84V75H82ZM91 76V75H90ZM183 76H184V74H183ZM194 76H196V75H194ZM0 77H1V74H0ZM4 77V76H3ZM8 77V76H7ZM9 77H11L10 75H9ZM36 77V76H35ZM38 77V76H37ZM64 76H62L61 78H63ZM100 77V76H99ZM102 77V76H101ZM171 77H172V74H171V76H170V79H171ZM174 77V76H173ZM172 77V78H173ZM186 77V76H185ZM42 78V77H41ZM44 78V77H43ZM43 78H42V80L41 81H43ZM46 78V77H45ZM48 78V77H47ZM95 78V77H94ZM113 78V77H112ZM153 78V77H152ZM151 78V79H152ZM179 78H180V75L177 77V79L179 80ZM192 78V77H191ZM13 79H11V80H13ZM19 79H21V78H19ZM22 79H24V78H22ZM36 79V78H35ZM50 79V78H49ZM48 79V80H49ZM80 79H81V76H80ZM99 79V78H98ZM103 79V78H102ZM144 79V78H143ZM174 79V78H173ZM172 79V80H173ZM5 80V79H4ZM9 80H10V78H9ZM10 80V81H11ZM16 80V79H15ZM24 80H26L25 81V83L27 82V84H28V80L27 79H24ZM24 80H23V83H24ZM68 80V79H67ZM70 80V79H69ZM74 80V79H73ZM76 80V79H75ZM82 80V79H81ZM85 80H88V79H85ZM100 80V79H99ZM172 80H170L169 81V83L170 84H173L174 82H172ZM2 81V80H1ZM10 81H8V82H10ZM36 81V80H35ZM62 81V80H61ZM77 81V80H76ZM84 81V80H83ZM97 81V80H96ZM113 81V80H112ZM127 81V80H126ZM192 81V80H191ZM12 82H14V81H12ZM31 82V81H30ZM46 82V81H45ZM44 82V83H45ZM48 82H50V81H48ZM68 82V81H67ZM73 82V81H72ZM82 82V81H81ZM100 82V81H99ZM175 82H177L176 81V78H175ZM184 82V81H183ZM183 82H181V83H178V85L176 84V83H174L175 85H177V86H179V87H181V85H179V84H182ZM185 82H187V79H186V81ZM188 82H189V80H188ZM192 82H195V81H192ZM2 83V82H1ZM36 83V82H35ZM105 83V82H104ZM117 83H118V81H117ZM6 84V83H5ZM4 84V85H5ZM12 83H10L9 85H11ZM61 84V83H60ZM65 84V83H64ZM69 84V83H68ZM76 84V83H75ZM79 85L80 84H82V83H78ZM88 84V83H87ZM119 84H120V82H119ZM184 84L185 83H183V85H182V89H184ZM192 83H190L189 85H191ZM199 84V83H198ZM7 85V84H6ZM29 85V84H28ZM28 85H27V87H28ZM67 85V84H66ZM91 85H92V83H91ZM95 85H97L96 83H95ZM113 85V84H112ZM115 85H118V84H115ZM168 85V84H167ZM167 85H165V86H167ZM175 85H171V87L172 86H175ZM188 85V84H187ZM188 85V86H189ZM193 85V84H192ZM201 85V84H200ZM204 85V84H203ZM23 86H26V85H24L23 84ZM40 86V85H39ZM63 86V85H62ZM83 85H81V87H82ZM177 86H176V88H177ZM2 87V86H1ZM0 87V88H1ZM6 87V86H5ZM8 87V86H7ZM27 87H24V89H27ZM30 87V86H29ZM46 87V86H45ZM64 87V86H63ZM68 87V86H67ZM105 87V86H104ZM120 87V86H119ZM119 87H117L118 88V90H119ZM169 87V86H168ZM3 88V87H2ZM31 88V87H30ZM29 88V89H30ZM33 88V87H32ZM35 88H37V87H35ZM48 88H50V86L48 87ZM47 88V89H48ZM52 88H54V86H52ZM56 88V87H55ZM66 88V87H65ZM69 88V87H68ZM76 88H77V86H76ZM83 88V87H82ZM91 88V87H90ZM95 88V87H94ZM99 88V87H98ZM101 88H103V86L101 87ZM140 88V87H139ZM138 88V89H139ZM173 88V87H172ZM175 88V89H176ZM185 88H188L187 86L185 87ZM196 88V87H195ZM195 88H194V90H195ZM13 89V88H12ZM11 89V91H13ZM46 89V90H47ZM58 89H59V87H58ZM69 89H71V88H69ZM72 89H74V87L72 88ZM85 89V88H84ZM83 89V90H84ZM97 89V88H96ZM104 89V88H103ZM128 89V88H127ZM153 89V88H152ZM171 88H169V90H170ZM198 89V88H197ZM2 90V89H1ZM9 90V89H8ZM31 90H33V89H31ZM30 90V91H31ZM44 89H42V90H40V91H43ZM45 90V91H46ZM53 90H55V89H53ZM76 90V89H75ZM117 90V91H118ZM177 90V89H176ZM175 90V91H176ZM185 90V89H184ZM193 89L191 88V90L189 91V92H191ZM193 90V91H194ZM10 91V90H9ZM20 91H22V90H20ZM24 91V90H23ZM28 91V90H27ZM34 91V90H33ZM38 91V90H37ZM39 91V92H40ZM49 91V90H48ZM59 91H61L60 89L57 91V92H59ZM80 91V90H79ZM100 91V90H99ZM102 91L103 90H101V93H102ZM137 91V90H136ZM135 91V92H136ZM172 91V90H171ZM174 91V90H173ZM187 91V90H186ZM192 91V92H193ZM1 92V91H0ZM36 92V91H35ZM35 92L33 93V92H31V93H33L35 96H36V94H35ZM50 93H51V91H49ZM49 92H48V94H49ZM56 92V91H55ZM71 92V91H70ZM76 92H77V90H76ZM76 92L74 93V94H76ZM89 92V91H88ZM92 92H93V90H92ZM91 92V93H92ZM104 92V91H103ZM113 92V91H112ZM164 92V91H163ZM180 92H182V91H180ZM188 92V93H189ZM203 92H205V91H203ZM15 93V92H14ZM13 93V94H14ZM26 92H24L23 94H25ZM42 94H43V92H41ZM41 93H37V94H40L41 95ZM46 93V92H45ZM52 93H54V92H52ZM81 93V92H80ZM100 93V94H101ZM175 93V92H174ZM177 93V92H176ZM184 93V92H183ZM198 93H200V92H198ZM201 93H202V91H201ZM12 94V93H11ZM21 94H22V92H21ZM23 94L21 95V96H23ZM73 94V95H74ZM90 94V93H89ZM172 94V92L170 93V95ZM179 94V93H178ZM182 94V93H181ZM180 94V95H181ZM185 95H186V93H184ZM190 94V93H189ZM205 94V93H204ZM15 95V94H14ZM28 95H30V92H29V94ZM33 95V96H34ZM52 96H53V94H51ZM86 95V94H85ZM94 95V94H93ZM104 95V94H103ZM137 95V94H136ZM173 95V94H172ZM175 95H177V94H175ZM16 96V95H15ZM30 96H32V95H30ZM35 96H34V98H35ZM38 96V95H37ZM80 96H82V95H80ZM88 96V95H87ZM95 96V95H94ZM93 96V97H94ZM97 96V95H96ZM100 96H102V95H100ZM99 96V97H100ZM108 96V95H107ZM174 96V95H173ZM179 95H177L176 96V98H175V100L177 99V97H178ZM189 96V95H188ZM191 96H193V94L191 95ZM190 96V97H191ZM199 96H201V95H199ZM202 96H203V94H202ZM205 96V95H204ZM1 97V96H0ZM3 97V96H2ZM20 97V96H19ZM25 97V96H24ZM23 97V98H24ZM28 96L26 95V97H25V99L27 98ZM40 97V96H39ZM49 97V96H48ZM54 97V96H53ZM56 97V96H55ZM64 97V96H63ZM72 97V96H71ZM78 97V96H77ZM84 97V96H83ZM99 97H97V98H99ZM183 97H184V95H183ZM187 97V96H186ZM189 97V98H190ZM195 97V96H194ZM193 97V98H194ZM4 98V97H3ZM29 98V97H28ZM27 98V99H28ZM33 98V97H32ZM78 98H81V97H78ZM125 98V97H124ZM128 98V97H127ZM131 98V97H130ZM171 98H172V96H171ZM192 98V97H191ZM190 98V99H191ZM197 98V97H196ZM199 98H201V97H199ZM198 98V99H199ZM202 98H204V97H202ZM201 98V99H202ZM5 99V98H4ZM7 99V98H6ZM8 99H10V98H8ZM12 99V98H11ZM10 99V100H11ZM26 99V100H27ZM39 98H37V100H38ZM56 99H58V98H56ZM60 99V98H59ZM71 99V98H70ZM76 99V98H75ZM74 99V100H75ZM84 99V98H83ZM99 99H101V97L99 98ZM119 99V98H118ZM156 99V98H155ZM162 99V98H161ZM172 99H174V98H172ZM179 99H180V97H179ZM179 99H178V101H179ZM181 99H182V95H181ZM186 99V98H185ZM189 99V100H190ZM195 99V98H194ZM1 100H3V99H1ZM10 100L8 101V103H10ZM22 100V99H21ZM24 100V99H23ZM25 100V101H26ZM32 100V102H34V100L33 99H31ZM30 100V101H31ZM49 100V99H48ZM61 100V99H60ZM81 100V99H80ZM79 100V101H80ZM88 100V99H87ZM116 100V99H115ZM130 100V99H129ZM193 100V99H192ZM28 101H29V99H28ZM42 101V100H41ZM43 101H45V100H43ZM43 101H42V104H43ZM50 101V100H49ZM59 101V100H58ZM73 101V100H72ZM76 101V100H75ZM78 101V100H77ZM93 101H94V99H93ZM98 101V100H97ZM103 101V100H102ZM117 101V100H116ZM116 101H114V102H116ZM177 101V102H178ZM185 101V100H184ZM184 101L182 100L181 101V103H183V104H185L184 103ZM1 102V101H0ZM11 102H13L12 100H11ZM16 102V101H15ZM18 102V101H17ZM21 101H20V99H19V103H20ZM23 102V101H22ZM27 102V101H26ZM25 102V103H26ZM32 102H30V105L32 106ZM36 102V101H35ZM34 102V103H35ZM39 102V101H38ZM47 102V101H46ZM63 102V101H62ZM61 102V103H62ZM67 102V101H66ZM89 102V101H88ZM95 102V101H94ZM106 102V101H105ZM114 102H112V99H111V102H108V103H114ZM135 102V101H134ZM154 102V101H153ZM180 102V101H179ZM187 102H188V100H187ZM8 103H7V105H8ZM24 103V102H23ZM23 103H21V105L20 106H22V104ZM24 103V104H25ZM29 103V102H28ZM32 103V104H31ZM37 103V102H36ZM45 103V102H44ZM51 103V102H50ZM52 103H53V101H52ZM56 103V102H55ZM69 103V102H68ZM82 103H83V100H82ZM89 103H91V101L89 102ZM98 103V102H97ZM104 103V102H103ZM107 103V104H108ZM117 103V102H116ZM118 103H119V101H118ZM174 103H175V101H174ZM174 103H171V104H173V106H174ZM189 103V102H188ZM187 103V104H188ZM191 104V106L193 105L192 103V101L190 102ZM199 103V102H198ZM206 103V102H205ZM4 104V103H3ZM11 104V103H10ZM9 104V105H10ZM17 104V103H16ZM15 103H14V105H16ZM39 104V103H38ZM46 104H48V103H46ZM65 104V103H64ZM78 104V103H77ZM81 104V103H80ZM84 104H85V102H84ZM83 104V105H84ZM18 105V104H17ZM36 105V104H35ZM57 105V104H56ZM58 105H59V103H58ZM61 105V104H60ZM70 105V104H69ZM73 105V104H72ZM72 105H71V107H72ZM82 105V104H81ZM91 105V104H90ZM93 105H94V103H93ZM117 105V104H116ZM143 105V104H142ZM178 104H176L175 105V107L177 106ZM195 105V104H194ZM193 105V106H194ZM13 106V105H12ZM11 106V107H12ZM27 106L29 107V104H27ZM27 106H23V107H25V109H26V107ZM41 106V105H40ZM45 106V105H44ZM54 106H55V104H54ZM54 106H53V108H54ZM62 106V105H61ZM76 106V105H75ZM100 106V105H99ZM113 106V105H112ZM126 106V105H125ZM124 106V107H125ZM146 106V105H145ZM169 107H170V105H168ZM167 106V107H168ZM183 106V105H182ZM3 107V106H2ZM1 107V108H2ZM4 107H6L5 105H4ZM15 107V106H14ZM27 107V108H28ZM37 107V106H36ZM56 107V106H55ZM58 107V106H57ZM65 107V106H64ZM64 107H63V110H64ZM97 107H98V105H97ZM104 107V106H103ZM119 107H120V105H119ZM131 107H133V106H131ZM174 107V108H175ZM177 107H179V105L177 106ZM177 107L175 108V109H177ZM183 107H185V105L183 106ZM180 108V109H183V110H185L188 106L186 105V107L185 108ZM200 107V106H199ZM202 107V106H201ZM16 108H19L20 109V107L19 106H17ZM34 108H35V106H34ZM33 108V109H34ZM38 108V107H37ZM40 108V107H39ZM82 108V107H81ZM88 109H89V107H87ZM102 108V107H101ZM108 108H109V106H108ZM114 108V107H113ZM117 107H115L114 109H116ZM171 108V107H170ZM173 108V107H172ZM171 108V109H172ZM172 109V110H175V109ZM189 108H191L190 106L187 108V110L189 109ZM198 107H196L195 108V110H194V107H193V109H192V111L190 112V113H194L196 110H199V109H197ZM19 109H17V112H18V110ZM22 109V108H21ZM40 109H42V107L40 108ZM40 109H39V111H40ZM60 109H62V107L60 108ZM60 109H59V111H60ZM69 109H71V108H69ZM80 109V108H79ZM87 109V110H88ZM99 109V108H98ZM129 109V108H128ZM160 109V108H159ZM8 110V109H7ZM31 110H32V107H31ZM50 110V112L52 111V109H49ZM49 110H48V112H49ZM54 110V109H53ZM68 110V109H67ZM73 110H74V108H73ZM76 110V109H75ZM104 110V109H103ZM106 110V109H105ZM127 110V109H126ZM133 110V109H132ZM142 110V109H141ZM178 111H179V109H177ZM193 110H194V112H193ZM27 111V110H26ZM36 111H37V109H36ZM56 111V110H55ZM62 111V110H61ZM72 110H70V112H71ZM77 111H79V110H77ZM81 111V110H80ZM93 111V110H92ZM96 111V110H95ZM99 111V110H98ZM101 111V110H100ZM125 111V110H124ZM156 111V110H155ZM170 111V110H169ZM1 112V111H0ZM16 112V111H15ZM35 112V111H34ZM41 112H43V111H41ZM41 112H40V114H41ZM58 112V111H57ZM65 112V111H64ZM70 112H68V113H70ZM89 112H90V110H89ZM103 112V111H102ZM101 112V113H102ZM105 112V111H104ZM111 112V111H110ZM117 112V111H116ZM128 112H129V110H128ZM136 112V111H135ZM173 112H175V111H173ZM181 112H182V110H181ZM181 112H179V113H181ZM185 112H187L186 110H185ZM197 112V111H196ZM198 112H200V111H198ZM206 112H208V113H206ZM5 113V112H4ZM3 113V114H4ZM8 113V112H7ZM24 113V112H23ZM36 113V112H35ZM39 112H37V114H38ZM44 113H45V110H44ZM47 113V112H46ZM60 113V112H59ZM62 113V112H61ZM80 113V112H79ZM88 113V112H87ZM95 113V112H94ZM99 113V112H98ZM112 113V112H111ZM121 113V112H120ZM124 113V112H123ZM127 113V112H126ZM126 113H124V114H126ZM130 113V112H129ZM165 113V112H164ZM172 113V112H171ZM177 113V112H176ZM188 113V112H187ZM2 114V113H1ZM26 114V113H25ZM51 114V113H50ZM58 114V113H57ZM84 114V113H83ZM97 114V113H96ZM96 114H95V116H96ZM106 114V113H105ZM110 114V113H109ZM123 114V115H124ZM133 114V113H132ZM154 114V113H153ZM162 114V113H161ZM185 114V113H184ZM189 114V113H188ZM195 114V113H194ZM198 116L199 115H201L202 114V112H201V114H198V113H196ZM196 114H195V116H196ZM208 114V115H207ZM14 115V114H13ZM19 115H20V113H19ZM19 115H17V117L19 116ZM27 115V114H26ZM48 115V114H47ZM55 115H56V113H55ZM58 115H62V114H58ZM106 115H108V113L106 114ZM105 115V116H106ZM122 115V116H123ZM165 115H167V114H165ZM178 115V114H177ZM180 116H181V114H179ZM182 115H183V112H182ZM186 115V114H185ZM190 115H192V116H194L193 114H190ZM6 116V115H5ZM4 116V117H5ZM10 116V115H9ZM8 116V117H9ZM32 116H33V113H32ZM36 116V114L34 115V117ZM44 116V115H43ZM54 116V115H53ZM70 116V115H69ZM76 116H77V113H76ZM92 116V115H91ZM97 116H98V114H97ZM102 116H103V114H102ZM101 116V117H102ZM104 116V117H105ZM111 116H112V114H111ZM120 116V115H119ZM176 116V115H175ZM8 117H5V119L6 118H8ZM20 117V116H19ZM41 117V116H40ZM49 117V116H48ZM56 117V116H55ZM54 117V118H55ZM64 116H62V118H63ZM67 117H68V115H67ZM66 117V118H67ZM74 117V116H73ZM108 117V116H107ZM118 117V116H117ZM130 117V116H129ZM129 117H128V119H129ZM147 117V116H146ZM185 117H187V116H185ZM3 118V117H2ZM14 118V117H13ZM21 118H25L26 120H27V118L26 117H21ZM20 118V119H21ZM30 118V117H29ZM33 118V117H32ZM31 118V119H32ZM38 118V117H37ZM42 118V117H41ZM47 118V117H46ZM46 118H45V120H46ZM49 118H51V117H49ZM53 118V117H52ZM56 118H59L58 116L56 117ZM55 118V119H56ZM81 118H83V117H81ZM85 118V117H84ZM89 118H91V117H89ZM94 118V117H93ZM124 118V117H123ZM149 118V117H148ZM170 118H172V117H170ZM178 118L179 117H177V121H175V119H174V121L172 120L171 121V124H172V122H173V124H176V122H178ZM183 118H184V116H183ZM189 119H190V121L192 122V120H196V118H197V116L196 117H194V119H192L191 120V117H188ZM200 118V117H199ZM199 118H197V122L198 121H200V120H198ZM4 119V118H3ZM39 119V118H38ZM43 119V118H42ZM65 119V118H64ZM76 119H77V117H76ZM92 119V118H91ZM107 119V118H106ZM113 119V118H112ZM117 119H119V118H117ZM117 119H115L116 121H117ZM165 119V118H164ZM179 119H182V118H179ZM184 119H187V118H184ZM13 120V119H12ZM18 120V119H17ZM24 120V119H23ZM29 120V119H28ZM44 120V119H43ZM61 120V119H60ZM68 120V119H67ZM75 120V119H74ZM82 120H84V119H81L80 121H82ZM99 120H100V118H99ZM102 120V119H101ZM126 119H124V121H125ZM10 121V120H9ZM22 121V120H21ZM32 121H34V118H33V120ZM39 121H42V120H40L39 119ZM46 121H48V119L46 120ZM53 121H54V119H53ZM66 121V120H65ZM65 121H64V123H65ZM94 121H95V119H94ZM103 121V120H102ZM101 121V122H102ZM107 121V120H106ZM111 121V120H110ZM120 121V120H119ZM119 121H117V122H119ZM123 121V122H124ZM182 121V120H181ZM181 121H180V123H181ZM184 121V120H183ZM1 122V121H0ZM3 122H4V120H3ZM17 122V121H16ZM19 122V121H18ZM26 122V121H25ZM35 122V121H34ZM52 122V121H51ZM50 121H49V123H51ZM57 122H59V121H56V123ZM60 122H62V121H60ZM59 122V123H60ZM70 122V121H69ZM73 122V121H72ZM78 123H79V121H77ZM83 122H85V121H83ZM88 122V121H87ZM89 122H90V119H89ZM108 122V121H107ZM121 122V121H120ZM119 122V123H120ZM175 122V123H174ZM189 122V121H188ZM193 122H195V121H193ZM203 122V123H204ZM10 123V122H9ZM13 123H14V121H13ZM23 123V122H22ZM27 123H28V121H27ZM30 123V122H29ZM37 123H38V120H37ZM41 123V122H40ZM43 123V122H42ZM41 123V124H42ZM46 123V122H45ZM55 123V122H54ZM98 123L99 122H97V125H98ZM127 123V122H126ZM180 123H178V124H180ZM201 123V122H200ZM12 124V123H11ZM10 124V125H11ZM16 124V123H15ZM23 124H25V123H23ZM36 124V123H35ZM70 124V123H69ZM80 124H81V122H80ZM79 124V125H80ZM90 124V123H89ZM102 124H104V122L102 123ZM111 124H113V123H111ZM121 124H123V123H121ZM170 124V123H169ZM173 124H172V126H173ZM184 124V123H183ZM186 124V123H185ZM189 124V123H188ZM21 125V124H20ZM38 125V124H37ZM48 125V124H47ZM59 125V124H58ZM62 125V124H61ZM60 125V126H61ZM64 125H66V124H64ZM74 125H77V124H75V121H74V124H73V126ZM107 125V124H106ZM201 125H203V124H201ZM201 125H199V126H201ZM205 125V124H204ZM204 125H203V127H204ZM0 126H1V124H0ZM28 126H29V124H28ZM42 126V125H41ZM50 126V125H49ZM57 126V125H56ZM59 126V128H63V126H61L60 127ZM68 126V125H67ZM66 126V127H67ZM78 126V125H77ZM90 126V125H89ZM95 126V125H94ZM99 126H100V124H99ZM103 126V125H102ZM109 126V125H108ZM126 126H128L127 124H126ZM152 126V125H151ZM151 126H149V127H151ZM175 127H177L176 125H174ZM179 126V125H178ZM205 126H207V125H205ZM2 127V126H1ZM4 127V126H3ZM10 127V126H9ZM14 127V126H13ZM33 127V126H32ZM32 127L30 128V129H32ZM38 127H40V125L38 126ZM65 127V128H66ZM69 127V126H68ZM67 127V128H68ZM70 127H71V125H70ZM69 127V128H70ZM91 127V126H90ZM97 127V126H96ZM104 127H106L105 125H104ZM103 127V128H104ZM110 127V126H109ZM112 127H114V126H112ZM117 127V126H116ZM120 127V126H119ZM129 127V126H128ZM174 127V128H175ZM6 128V127H5ZM52 128V127H51ZM68 128V129H69ZM74 128H75V126H74ZM81 128H83V127H81ZM93 128V127H92ZM91 128V129H92ZM95 128V127H94ZM108 128V127H107ZM111 128V127H110ZM120 128H122V127H120ZM141 128V127H140ZM190 128H193V127H190ZM196 128V127H195ZM194 128V129H195ZM198 128V127H197ZM217 129V130H215V131H218V133H219V135H218V137L219 138H216V136H214L213 137V134L214 135H216L215 134V132L214 133H211V132H213V130L214 129ZM16 129V128H15ZM28 129V128H27ZM54 129V128H53ZM53 129H51V131L53 130ZM79 129V128H78ZM88 129V128H87ZM99 129V128H98ZM101 129V128H100ZM100 129H99V131H100ZM171 129H173L172 127H171ZM186 129V132H187V129H189V128H185ZM18 130V129H17ZM33 130H35V129H33ZM33 130H31L32 131V134H34V133H36V130H35V132L33 133ZM38 131H39V129H37ZM41 130H43V129H41ZM40 130V131H41ZM47 130V129H46ZM60 130V129H59ZM62 130V129H61ZM65 130V129H64ZM70 130V129H69ZM89 130L90 129H88V131H87V133L89 132ZM96 130V129H95ZM115 130V129H114ZM117 130V129H116ZM120 130V129H119ZM125 130H126V128H125ZM127 130H128V128H127ZM130 130H132V129H130ZM180 130V129H179ZM200 130V129H199ZM198 130V131H199ZM206 130V129H205ZM3 131V130H2ZM12 131H13V129H12ZM39 131V132H40ZM48 131V130H47ZM55 131V130H54ZM66 131H68V130H66ZM84 131V130H83ZM101 131H102V129H101ZM173 131V130H172ZM172 131H170L171 133H170V135L173 133V135H174V133H175V131L174 132H172ZM191 131H192V129H191ZM4 132V131H3ZM11 132V131H10ZM9 132V133H10ZM46 132V131H45ZM86 132V131H85ZM84 132V133H85ZM112 132H114V131H112ZM121 132V131H120ZM124 132V131H123ZM179 132V131H178ZM183 132V131H182ZM185 132V131H184ZM205 132H207L208 133V131H205ZM6 133H8V132H6ZM19 133V132H18ZM31 133V132H30ZM44 133V132H43ZM52 133V132H51ZM50 133V134H51ZM65 133H67V132H65ZM90 133V132H89ZM96 133H97V135L99 134L98 133V131L96 130ZM104 133V132H103ZM108 133V132H107ZM109 133H110V131H109ZM108 133V134H109ZM126 133H129V132H126ZM131 133V132H130ZM129 133V134H130ZM146 133V132H145ZM165 133V132H164ZM38 134V133H37ZM54 134H56V131H55V133ZM63 134V133H62ZM72 135H75V134H73V133H71ZM114 134H116V133H114ZM176 134V133H175ZM178 134V133H177ZM188 134H190V132L188 133ZM204 134V133H203ZM5 135V134H4ZM16 135V134H15ZM18 135V134H17ZM16 135V136H17ZM39 135H40V133H39ZM42 135V134H41ZM46 135V134H45ZM65 135V134H64ZM107 135V134H106ZM143 135V134H142ZM164 135V134H163ZM183 135V134H182ZM187 135V134H186ZM191 135H192V133H191ZM29 136V135H28ZM35 136V135H34ZM38 136V135H37ZM43 136V135H42ZM66 136V135H65ZM68 136V135H67ZM66 136V137H67ZM121 136V135H120ZM129 136V135H128ZM128 136H126V137H128ZM145 136V135H144ZM172 136V135H171ZM177 136V135H176ZM9 137V136H8ZM14 137V136H13ZM40 137V136H39ZM50 137V136H49ZM49 137H47V138H49ZM68 137H70V136H68ZM67 137V138H68ZM106 137V136H105ZM110 137V136H109ZM122 137V136H121ZM130 137V136H129ZM173 137V136H172ZM180 137V136H179ZM195 137V136H194ZM193 137V140L195 139ZM199 137V136H198ZM206 137H207V135H206ZM2 138V137H1ZM23 138V137H22ZM21 138V139H22ZM36 138V137H35ZM41 138V137H40ZM43 138V137H42ZM57 138H59V137H57ZM62 138V137H61ZM60 138V139H61ZM83 138V137H82ZM94 138V137H93ZM102 138V137H101ZM104 138V137H103ZM132 138V137H131ZM143 138V137H142ZM164 138H165V136H164ZM178 138V137H177ZM189 138H190V135H189ZM204 138V137H203ZM3 139V138H2ZM7 139V138H6ZM5 139V140H6ZM19 139V138H18ZM39 138H37V140H38ZM46 139V138H45ZM77 138H75V140H76ZM113 139V138H112ZM118 139V138H117ZM116 139V140H117ZM126 139H128V138H126ZM134 139V138H133ZM155 139V138H154ZM170 139V138H169ZM180 139H181V137H180ZM197 139V138H196ZM202 139V138H201ZM206 139H208V138H206ZM205 139V140H206ZM219 139V140H218ZM35 140V139H34ZM42 140V139H41ZM51 140V139H50ZM50 140L48 141V142H50ZM53 140V139H52ZM55 140H56V138H55ZM74 140V139H73ZM78 140V139H77ZM99 140V139H98ZM97 140V141H98ZM123 140H125V138L123 139ZM171 140V139H170ZM173 141L175 140L174 138L172 139ZM179 140V139H178ZM183 140H185V139H183ZM204 140V139H203ZM216 140H218V142L216 141ZM8 141V140H7ZM39 141V143L41 144V142H40V140H38ZM54 141V140H53ZM58 141V140H57ZM56 141V142H57ZM72 141V140H71ZM113 141V140H112ZM118 141V140H117ZM120 141V140H119ZM127 141V140H126ZM172 141V142H173ZM186 141V140H185ZM188 141H189V139H188ZM190 141H192V139L190 140ZM195 141V140H194ZM198 141H200V140H198ZM43 142V141H42ZM55 142V141H54ZM62 142V141H61ZM68 142V141H67ZM73 142V141H72ZM78 142V141H77ZM93 142V141H92ZM101 142V141H100ZM107 142V141H106ZM121 142H122V140H121ZM165 142H167V141H165ZM170 142V141H169ZM172 142H170V143H172ZM176 142V141H175ZM178 142V141H177ZM187 142V141H186ZM196 143H197V141H195ZM195 142H193V144L195 143ZM217 142V143H216ZM44 143V142H43ZM43 143H42V145H43ZM46 143V142H45ZM59 143V142H58ZM69 143H70V146H71V142L69 141ZM126 143V142H125ZM124 143V144H125ZM169 143V145L170 146H172V144H170ZM180 143V142H179ZM184 143V142H183ZM182 143V144H183ZM203 143H204V141H203ZM4 144V143H3ZM15 144V143H14ZM36 144H37V142H36ZM36 144L35 145H33V146H36ZM47 144H50V143H47ZM52 144H54V143H52ZM51 144V145H52ZM60 144V143H59ZM84 144V143H83ZM82 144V145H83ZM105 144V143H104ZM107 144V143H106ZM105 144V145H106ZM111 144V143H110ZM113 144L115 145V143L113 142ZM117 144V143H116ZM127 144V143H126ZM174 144V143H173ZM176 144H178V143H176ZM187 144V143H186ZM39 145V144H38ZM42 145H39V147L40 146H42ZM50 145V146H51ZM88 145V144H87ZM87 145H85V146H87ZM91 145V144H90ZM90 145H88V146H90ZM167 145H168V143H167ZM167 146V147H169V149H170V146ZM179 145V144H178ZM178 145H177V147H178ZM180 145H181V143H180ZM185 145V144H184ZM190 146H191V144H189ZM201 146H202V144H200ZM200 145H197L196 144V146H198V148L200 147ZM15 146H18V145H15ZM62 146V145H61ZM64 146V145H63ZM62 146V148H64ZM108 146V145H107ZM106 146V147H107ZM112 146V145H111ZM130 146V145H129ZM137 146H139L138 144H137ZM176 146V145H175ZM174 146V147H175ZM193 146V145H192ZM208 146H210V145H208L207 144V147ZM208 147L209 149L210 148H212V147ZM2 147V146H1ZM4 147V146H3ZM6 147V146H5ZM9 147V146H8ZM32 147V146H31ZM38 147V148H39ZM44 147V146H43ZM47 147V146H46ZM49 147V146H48ZM75 147V146H74ZM93 146H91V148H92ZM127 147V146H126ZM173 147V146H172ZM172 147H171V149H172ZM173 147V148H174ZM182 147V146H181ZM184 148H185V146H183ZM188 147V146H187ZM195 147V144H194V146H193V148ZM23 148V147H22ZM28 148V147H27ZM34 148V147H33ZM35 148H37V146L35 147ZM41 148V147H40ZM39 148V149H40ZM59 148V147H58ZM69 148V147H68ZM71 148H73V147H71ZM111 148V147H110ZM125 148V147H124ZM191 148V147H190ZM195 148H197V147H195ZM194 148V149H195ZM202 148V147H201ZM208 148H207V151H208ZM30 149V148H29ZM90 149V148H89ZM109 149V148H108ZM138 149V148H137ZM164 149V148H163ZM165 149H168V148H165ZM169 149H168V151H169ZM170 149V150H171ZM204 150H206V148H203ZM6 150V149H5ZM32 150V149H31ZM31 150H28V151H31ZM50 150V149H49ZM92 150V149H91ZM103 150V149H102ZM154 150V149H153ZM180 150H182V149H180ZM186 150H188V149H186ZM198 150V149H197ZM203 150V151H204ZM9 151V150H8ZM15 151V150H14ZM48 151V150H47ZM52 151V150H51ZM60 151V150H59ZM74 151V150H73ZM76 151V150H75ZM78 151H80V150H78ZM78 151H76V152H78ZM82 151V150H81ZM90 151V150H89ZM96 151V150H95ZM135 151V150H134ZM171 151H173V150H171ZM191 151V150H190ZM189 151V152H190ZM207 151H205V152H207ZM6 152V151H5ZM21 152V151H20ZM42 152V151H41ZM52 152H54V151H52ZM61 152V151H60ZM87 150H85V155H88V156H90L89 154H91V153H89V152H87ZM124 152V151H123ZM157 152V151H156ZM160 152V151H159ZM179 152V151H178ZM186 152V151H185ZM193 152H194V150H193ZM47 153V152H46ZM65 153V152H64ZM71 153H73V152H71ZM89 153V154H88ZM95 153V152H94ZM97 153V152H96ZM107 153H109V151L107 152ZM168 153H170V151L168 152ZM167 153V154H168ZM175 153V152H174ZM173 152L172 153H170V154H174ZM182 153V152H181ZM191 153V152H190ZM63 154V153H62ZM74 154H75V152H74ZM106 154V153H105ZM111 154V153H110ZM123 154V153H122ZM127 154V153H126ZM169 154V155H170ZM176 154V153H175ZM178 154V153H177ZM182 154H184V153H182ZM187 154V153H186ZM199 154V153H198ZM201 154V153H200ZM29 155V154H28ZM32 155V154H31ZM42 155H44V154H42ZM46 155V154H45ZM48 155V154H47ZM46 155V156H47ZM52 155V154H51ZM83 154H81V156H82ZM103 155V154H102ZM107 155V154H106ZM114 155V154H113ZM118 155V154H117ZM138 155V154H137ZM157 155V154H156ZM163 155V154H162ZM180 155V154H179ZM178 155V156H179ZM190 155V154H189ZM17 156V155H16ZM40 156V155H39ZM55 156V155H54ZM58 157H59V155H57ZM67 156H68V154H67ZM77 156V155H76ZM76 156L75 157H72V158H76ZM95 156V155H94ZM98 156V155H97ZM160 156H161V154H160ZM171 156H173V155H171ZM196 156V155H195ZM194 156V157H195ZM203 157H204V154L202 155ZM22 157V156H21ZM42 157V156H41ZM45 157V156H44ZM53 157V156H52ZM63 157V156H62ZM61 157V158H62ZM84 157V156H83ZM86 157V156H85ZM96 157V156H95ZM119 157V156H118ZM118 157H116V159L118 158ZM138 157V156H137ZM159 157V156H158ZM176 157V156H175ZM183 157V156H182ZM186 157V156H185ZM35 158V157H34ZM55 158L56 157H54V160H55ZM92 158V157H91ZM90 157H88V159L90 160L91 159ZM100 158V157H99ZM101 158H102V156H101ZM104 158L106 159V158H108V156H104ZM111 157H109V159H110ZM120 158V157H119ZM127 158H128V156H127ZM152 158H154V157H152ZM162 158V157H161ZM168 158V157H167ZM173 158H174V156H173ZM178 158V157H177ZM180 159H181V157H179ZM190 158V157H189ZM197 158V157H196ZM201 158V157H200ZM39 159H40V157H39ZM43 158H41V160H42ZM50 159H51V157H50ZM93 159V158H92ZM97 159V158H96ZM108 159V160H109ZM116 159H114V160H116ZM122 159V158H121ZM188 159V158H187ZM202 159V158H201ZM8 160V159H7ZM32 160H34V159H32ZM41 160H40V163H41ZM52 160V159H51ZM53 160V161H54ZM56 160H58L57 158H56ZM65 160V159H64ZM72 160V159H71ZM77 160V159H76ZM75 160V161H76ZM94 160V159H93ZM100 160V159H99ZM111 161H112V159H110ZM118 160V159H117ZM164 160H165V158H164ZM170 160V159H169ZM174 160H175V158H174ZM176 160H178V159H176ZM175 160V161H176ZM182 160V159H181ZM186 160V159H185ZM190 160V159H189ZM194 160V159H193ZM203 160V159H202ZM53 161H51V163L53 162ZM72 161H74V160H72ZM80 161V160H79ZM87 161V160H86ZM94 161H96V160H94ZM101 161V160H100ZM99 161V162H100ZM119 161V160H118ZM120 161H122V160H120ZM145 161V160H144ZM159 161V160H158ZM158 161H156V162H158ZM163 161V160H162ZM168 161V160H167ZM167 161H164V163L165 162H167ZM179 161V160H178ZM199 161V160H198ZM201 161V160H200ZM204 161V160H203ZM30 162V161H29ZM39 162V161H38ZM38 162H36V163H38ZM45 163L47 162V161H44ZM57 162V161H56ZM62 162V161H61ZM89 162V161H88ZM90 162H91V160H90ZM97 162V161H96ZM102 162H105V161H103V159H102ZM109 163H110V161H108ZM114 162V161H113ZM160 162V161H159ZM177 162V161H176ZM176 162H175V164H176ZM180 162V161H179ZM182 162V161H181ZM180 162V163H181ZM185 162V161H184ZM184 162H182V163H184ZM193 162V161H192ZM196 162V160L194 161V163ZM39 163V164H40ZM54 163V162H53ZM59 163V162H58ZM65 163H66V160H65ZM71 163V162H70ZM74 163H76V162H74ZM94 163V162H93ZM118 163V162H117ZM155 163V162H154ZM168 163V164H167ZM167 163H165V164H167V165H169V163H170V161L169 162H167ZM181 163V164H182ZM188 163V162H187ZM194 163L192 164L193 166H194ZM30 164L31 165H33L31 162H30ZM30 164H28V165H30ZM57 164V163H56ZM60 164V163H59ZM58 164V165H59ZM88 164H90V163H88ZM196 164V163H195ZM198 164V163H197ZM30 165V166H31ZM34 165H37V164H34ZM42 165H44L43 163H42ZM61 165V164H60ZM68 165V164H67ZM84 165V164H83ZM83 165H81L82 167H83ZM91 165H93V164H91ZM95 165V164H94ZM100 165V164H99ZM106 165H107V163H106ZM106 165H104V166H106ZM113 165H114V163H113ZM112 165V166H113ZM148 165V164H147ZM192 165H191V167H192ZM204 165V164H203ZM39 166V165H38ZM38 166H37V169H38ZM52 166H54V165H52ZM72 166V165H71ZM70 166V167H71ZM77 166V165H76ZM85 166H87V165H85ZM89 166V165H88ZM87 166V167H88ZM98 166V165H97ZM103 166V165H102ZM101 166V167H102ZM171 166V165H170ZM169 166V167H170ZM189 166V165H188ZM197 166H201V165H197ZM196 166V167H197ZM205 166H206V164H205ZM18 167V166H17ZM34 167V166H33ZM55 167V166H54ZM81 167V168H82ZM90 167V169H92V167L91 166H89ZM107 167V166H106ZM111 167V166H110ZM148 167V166H147ZM150 167V166H149ZM195 167V166H194ZM42 168V167H41ZM46 168V167H45ZM49 168H50V166H49ZM52 168V167H51ZM63 168V167H62ZM62 168H61V170H62ZM68 168V167H67ZM73 168V167H72ZM102 168H105V167H102ZM151 168V167H150ZM158 168V167H157ZM163 168V167H162ZM187 168V167H186ZM193 168V167H192ZM192 168H190V169H192ZM17 169V168H16ZM48 169V168H47ZM53 169V168H52ZM56 169V168H55ZM54 169V170H55ZM64 169H65V167H64ZM73 169H75V168H73ZM85 170H86V168H84ZM89 169V170H90ZM99 169V168H98ZM106 169V168H105ZM165 169V168H164ZM174 169V168H173ZM188 169V168H187ZM195 169V168H194ZM198 169V168H197ZM196 169V170H197ZM200 169V168H199ZM42 170V169H41ZM46 170V169H45ZM51 170V169H50ZM53 170V171H54ZM72 170V169H71ZM82 170H83V168H82ZM110 170H111V168H110ZM140 170V169H139ZM166 170V169H165ZM182 170V169H181ZM185 170V169H184ZM195 170V171H196ZM201 170V169H200ZM48 171V170H47ZM57 171V170H56ZM55 171V172H56ZM66 171V170H65ZM64 171V172H65ZM69 171V170H68ZM94 171V170H93ZM93 171H92V174H93ZM103 171V170H102ZM180 171V170H179ZM194 171V170H193ZM23 172V171H22ZM49 172V171H48ZM61 172H63V171H60V173ZM86 172V171H85ZM90 172V171H89ZM89 172H88V174H89ZM109 172V171H108ZM112 172V171H111ZM118 172V171H117ZM122 172V171H121ZM120 172V173H121ZM132 172V171H131ZM130 172V173H131ZM151 172V171H150ZM174 172H176V171H174ZM181 172V171H180ZM202 172V171H201ZM204 172H206V171H204ZM216 172V173H215ZM36 173V172H35ZM40 173V172H39ZM66 173V172H65ZM82 173V172H81ZM134 173V172H133ZM137 173V172H136ZM191 173V172H190ZM197 173V172H196ZM19 174V173H18ZM25 174V173H24ZM38 174V173H37ZM37 174H36V176H37ZM46 174V173H45ZM54 174V173H53ZM52 174V175H53ZM56 174V173H55ZM58 174V173H57ZM80 174V173H79ZM85 174H87V173H85ZM92 174H90V175H92ZM99 174H100V172H99ZM104 174V173H103ZM115 174V173H114ZM124 174V173H123ZM162 174V173H161ZM173 174V173H172ZM181 174V173H180ZM182 174H183V172H182ZM182 174H181V177H182ZM203 174H205V173H203ZM23 175V174H22ZM27 175H28V173H27ZM39 175V177H40V174H38ZM65 175V174H64ZM83 175V174H82ZM102 175V174H101ZM105 175V174H104ZM138 175V174H137ZM154 175V174H153ZM156 175V174H155ZM160 175V174H159ZM175 175V174H174ZM177 175V174H176ZM184 175V174H183ZM193 175V174H192ZM192 175H191V177H192ZM196 175V174H195ZM205 175H207V174H205ZM47 177H48V175H46ZM51 176V175H50ZM55 176V175H54ZM72 176V175H71ZM86 176V175H85ZM93 176V175H92ZM95 176V175H94ZM100 176V175H99ZM112 176V175H111ZM111 176H107V177H109V178H111ZM114 176V175H113ZM117 176V175H116ZM140 176V175H139ZM168 176H169V173H168ZM171 176V175H170ZM198 176H199V171H198ZM203 176V175H202ZM208 176V175H207ZM214 176V175H213ZM218 176V175H217ZM74 178H75V176H73ZM72 177V178H73ZM120 177V176H119ZM146 177V176H145ZM180 177V176H179ZM184 177V176H183ZM185 177H187V176H185ZM191 177H189V178H191ZM201 177V176H200ZM30 178V177H29ZM46 178V177H45ZM52 178V177H51ZM54 178V177H53ZM61 178V177H60ZM69 178V177H68ZM81 178V177H80ZM96 178H97V176H96ZM141 178V177H140ZM157 178V177H156ZM178 178V177H177ZM207 178V177H206ZM47 179V178H46ZM46 179L44 180V181H46ZM57 179H58V177H57ZM79 179V178H78ZM83 179V178H82ZM94 179H95V177H94ZM116 179V178H115ZM128 179V178H127ZM164 179V178H163ZM168 179V178H167ZM170 179H171V177H170ZM194 179H196V178H194ZM204 179V178H203ZM207 179H209V178H207ZM215 179V177H213V179H211L210 178V180H213V182L215 181L214 180ZM16 180H18V179H16ZM35 180V179H34ZM108 180V179H107ZM112 180H113V177H112ZM118 179H116V181H117ZM136 180V179H135ZM134 180V181H135ZM138 180V179H137ZM159 180V179H158ZM174 180V179H173ZM206 180V179H205ZM33 181V180H32ZM41 181V180H40ZM52 181V180H51ZM53 181H56L55 179L53 180ZM68 181V180H67ZM105 181V180H104ZM115 181V182H116ZM129 181V180H128ZM20 182V181H19ZM70 182H71V180H70ZM75 182V181H74ZM87 182V181H86ZM93 182V181H92ZM99 182V181H98ZM123 182V181H122ZM131 182V181H130ZM148 182V181H147ZM164 182V181H163ZM46 183H47V181H46ZM57 183V182H56ZM69 183V182H68ZM101 184H102V182H100ZM104 183V182H103ZM109 183V182H108ZM124 183V182H123ZM136 183V182H135ZM138 183H140V182H138ZM165 183H167V182H165ZM168 183H170V182H168ZM177 183V182H176ZM175 183V184H176ZM215 183V182H214ZM217 183V182H216ZM20 184V183H19ZM21 184H23V182L21 183ZM43 184V183H42ZM45 184V183H44ZM51 186H49V187H52V184L51 183H49ZM48 184V185H49ZM60 184H61V182H60ZM59 184V185H60ZM73 184V183H72ZM78 184V182L76 183V185ZM81 184H83V183H81ZM131 184V183H130ZM133 184H134V182H133ZM142 184V183H141ZM159 184V183H158ZM162 184V183H161ZM197 184V183H196ZM199 184V183H198ZM203 184V183H202ZM211 184V183H210ZM218 184V183H217ZM47 184L46 185H44V186H48ZM71 184H69L68 186H70ZM80 185V184H79ZM99 185V184H98ZM172 185V184H171ZM174 185V184H173ZM207 185V184H206ZM214 185V184H213ZM16 186H18V185H16ZM29 186V185H28ZM28 186H25V187H28ZM34 185H32V187H33ZM56 186V185H55ZM54 186V187H55ZM67 186V188H69ZM74 186V185H73ZM85 186V185H84ZM83 186V187H84ZM106 186H108V185H106ZM129 186V185H128ZM141 186V185H140ZM182 186V185H181ZM203 186H204V184H203ZM212 186V185H211ZM215 186V185H214ZM218 186V185H217ZM35 187V186H34ZM53 187V188H54ZM58 187V186H57ZM78 186H76V188H77ZM86 187V186H85ZM90 187V186H89ZM102 187V186H101ZM113 187V186H112ZM136 187V186H135ZM162 187V186H161ZM160 187V188H161ZM166 187L167 186H164V188L166 189ZM172 187V186H171ZM192 187V186H191ZM219 187V188H220ZM19 188H20V186H19ZM18 188V189H19ZM31 188V187H30ZM48 188V187H47ZM46 188V189H47ZM52 188V189H53ZM56 188V187H55ZM71 188V187H70ZM100 188V187H99ZM123 188V187H122ZM138 188V187H137ZM148 188H149V186H148ZM174 188H175V186H174ZM179 188H180V186H179ZM178 188V189H179ZM182 188V187H181ZM193 188V187H192ZM198 188V187H197ZM204 188V187H203ZM215 188H216V186H215ZM214 188V189H215ZM219 188H218V190H219ZM42 189V188H41ZM78 189V188H77ZM87 189V188H86ZM89 189V188H88ZM103 189V188H102ZM112 189V188H111ZM116 189V188H115ZM201 189V188H200ZM20 190V189H19ZM38 190V189H37ZM45 190V189H44ZM57 190H58V188H57ZM65 190V189H64ZM68 190V189H67ZM71 190H72V188H71ZM76 190V189H75ZM85 190V189H84ZM99 190V189H98ZM136 190H138V189H136ZM164 190V189H163ZM167 190H169V189H167ZM172 190V189H171ZM207 190V189H206ZM16 191V190H15ZM28 191V190H27ZM34 191V190H33ZM43 191V190H42ZM56 191V190H55ZM61 191H62V189H61ZM69 191V190H68ZM87 191V190H86ZM85 191V192H86ZM89 191H91V190H89ZM95 191V190H94ZM118 191V190H117ZM123 191H124V189H123ZM133 191H135V190H133ZM154 191V190H153ZM176 191H177V188H176ZM205 191V190H204ZM18 192V191H17ZM36 191H34V193H35ZM48 192V191H47ZM53 192V191H52ZM82 192H83V189H82ZM136 192V191H135ZM159 192V191H158ZM164 192H165V190H164ZM167 192H169V191H167ZM172 192V191H171ZM170 192V193H171ZM174 192V191H173ZM217 192V191H216ZM218 192H220V191H218ZM49 193H51V192H49ZM48 193V194H49ZM66 193V192H65ZM72 193V192H71ZM71 193H70V195H71ZM77 193H78V191H77ZM84 193V192H83ZM82 193V194H83ZM90 193V192H89ZM108 193V192H107ZM122 193H124V192H122ZM138 193V192H137ZM136 193V195H138ZM160 193H162L163 195H164V193H163V191L162 192H160ZM185 193H186V191H185ZM47 194V195H48ZM76 194V193H75ZM74 194V195H75ZM129 194V193H128ZM128 194H126V195H128ZM145 194V193H144ZM161 194V195H162ZM174 194V193H173ZM172 194V195H173ZM176 194H178V192L177 193H175V195ZM182 194V193H181ZM208 194V193H207ZM18 195V194H17ZM50 195V194H49ZM52 195H53V193H52ZM56 195V194H55ZM66 195V194H65ZM65 195H63V196H61L62 198L65 196ZM77 195V194H76ZM97 195V194H96ZM95 195V196H96ZM101 195V194H100ZM103 195V194H102ZM125 195V196H126ZM133 195V194H132ZM148 195V194H147ZM179 195H180V192H179ZM200 195V194H199ZM220 195V194H219ZM31 196H32V194H31ZM35 196L37 197V195L35 194ZM68 196H69V193H68ZM72 196V195H71ZM90 196H91V194H90ZM94 196V195H93ZM134 196V195H133ZM178 196V195H177ZM16 197V196H15ZM34 197V196H33ZM40 197V196H39ZM70 197V196H69ZM77 197V196H76ZM86 197V196H85ZM104 197V196H103ZM109 197H111L110 195H109ZM115 197V196H114ZM130 197V196H129ZM158 197V196H157ZM168 197V196H167ZM175 197V196H174ZM202 198H203V196H201ZM209 197V196H208ZM212 197V196H211ZM218 197V196H217ZM216 197V198H217ZM45 198H46V196H45ZM51 198V197H50ZM49 198V199H50ZM66 198H67V196H66ZM88 198H89V195H88ZM92 198H94V197H92ZM113 198V197H112ZM111 198V199H112ZM126 198H128V196L126 197ZM131 198V197H130ZM141 199H142V196L140 197ZM160 198V197H159ZM163 198H164V196H163ZM176 198V197H175ZM182 198V197H181ZM185 198V197H184ZM187 198H189V197H187ZM194 198H197L196 197V195H195V197ZM206 198H207V195H206ZM31 199V198H30ZM37 199V198H36ZM70 199V198H69ZM68 199V200H69ZM81 199V198H80ZM94 199H96V198H94ZM118 199V198H117ZM132 199H134V198H132ZM132 199H131V201H132ZM152 199V198H151ZM165 199V198H164ZM211 199V198H210ZM218 199V198H217ZM216 199V200H217ZM22 200V199H21ZM38 200V199H37ZM40 200V199H39ZM50 200H53V199H50ZM71 200V199H70ZM76 200V199H75ZM89 200H91V198L89 199ZM88 200V201H89ZM93 200V199H92ZM92 200H91V203H94V202H92ZM99 200V199H98ZM98 200H94L95 202L96 201H98ZM153 200V199H152ZM163 200V199H162ZM167 200H168V198H167ZM167 200H164V201H167ZM175 200V199H174ZM197 200V199H196ZM202 200V199H201ZM213 200H214V197H213ZM219 200V199H218ZM218 200L216 201V202H218ZM221 200V199H220ZM31 201V200H30ZM83 201V200H82ZM104 201V200H103ZM116 201V200H115ZM130 201V200H129ZM129 201H127L128 202V204H130L129 203ZM143 201H144V199H143ZM185 201H187V200H185ZM191 201H192V199H191ZM190 201V202H191ZM194 201V200H193ZM203 201V200H202ZM208 201V200H207ZM211 201V200H210ZM23 202V201H22ZM34 202V201H33ZM46 202V204H47V201H45ZM68 202V201H67ZM79 202V201H78ZM86 202V201H85ZM114 202V201H113ZM112 202V203H113ZM136 202V201H135ZM135 202H134V205H135ZM163 202V201H162ZM189 202V203H190ZM215 202V203H216ZM71 203H73V201L71 202ZM90 203V204H91ZM105 203V202H104ZM144 203H146V201L144 202ZM149 203H151V201L149 202ZM165 203H167V202H165ZM164 203V204H165ZM169 203V202H168ZM168 203H167V206H168ZM174 203V202H173ZM31 204V203H30ZM50 204V203H49ZM52 204V203H51ZM51 204H50V206H51ZM67 204V203H66ZM69 204V203H68ZM74 204V203H73ZM72 204V205H73ZM110 204V203H109ZM114 204V203H113ZM127 204V205H128ZM147 204V203H146ZM171 204V203H170ZM169 204V205H170ZM181 204H182V201H181ZM214 204V203H213ZM37 205V204H36ZM35 205V206H36ZM39 205V204H38ZM54 205V204H53ZM52 205V206H53ZM85 205V204H84ZM98 205V204H97ZM96 205V206H97ZM106 205V204H105ZM111 205V204H110ZM153 206H154V203L152 204ZM176 205V204H175ZM190 205H191V203H190ZM189 205V206H190ZM203 205V204H202ZM210 205H212V204H210ZM217 205V204H216ZM24 206V205H23ZM40 206V205H39ZM49 206V207H50ZM112 206V205H111ZM117 206H120V205H118L117 204ZM123 206V205H122ZM136 206V205H135ZM134 206V207H135ZM149 206V205H148ZM165 206V205H164ZM173 206V205H172ZM181 206V205H180ZM185 206H186V204H185ZM184 206V207H185ZM189 206L187 207V208H189ZM197 206V205H196ZM200 206V205H199ZM205 206V205H204ZM204 206H203V208H204ZM214 206V205H213ZM32 207V209H33V206H31ZM67 207V206H66ZM75 207V206H74ZM80 207V206H79ZM85 207V206H84ZM93 207V206H92ZM98 207V206H97ZM113 207V206H112ZM125 207V206H124ZM130 207V206H129ZM140 207V206H139ZM145 207V206H144ZM184 207L182 208V206H181V208L184 210ZM208 207V206H207ZM39 208V207H38ZM51 208V207H50ZM94 208V207H93ZM102 208V207H101ZM100 208V209H101ZM114 208V207H113ZM120 208V207H119ZM155 208V207H154ZM158 208V207H157ZM165 208H167V207H165ZM173 208V207H172ZM172 208H170V211H171V209ZM180 208V209H181ZM186 208V207H185ZM196 208H199V207H196ZM218 208V207H217ZM36 209V208H35ZM35 209H33L34 211H35ZM97 209V208H96ZM95 209V210H96ZM99 209V211H101ZM109 209H111V207H109ZM118 209V208H117ZM121 209V208H120ZM143 209V208H142ZM145 209V208H144ZM160 209V208H159ZM167 209H169V208H167ZM167 209H165V210H167ZM179 209V208H178ZM190 209V208H189ZM211 209V208H210ZM215 209V208H214ZM53 210H54V208H53ZM78 210V209H77ZM90 210H93L92 208L90 209ZM115 210V209H114ZM125 210V209H124ZM128 210H129V208H128ZM155 210V209H154ZM164 210V211H165ZM176 210V209H175ZM206 210V209H205ZM216 210V209H215ZM214 210V211H215ZM218 210V209H217ZM231 210H235V220H233V221H235L236 222V231H235V235H233L232 236V234L230 233V229H232L231 227H229V225H231L230 224V221H231V219H232V211ZM1 211V210H0ZM39 211V210H38ZM37 211V212H38ZM55 211V210H54ZM111 211H113V209L111 210ZM121 211V210H120ZM136 211V210H135ZM139 211V210H138ZM142 211V210H141ZM145 211V210H144ZM159 211V210H158ZM160 211H161V209H160ZM178 211V210H177ZM186 211H188V210H186ZM193 211H194V209H193ZM192 211V212H193ZM199 211V210H198ZM209 211V210H208ZM29 212V211H28ZM36 212V213H37ZM56 212V211H55ZM54 212V213H55ZM77 212V211H76ZM130 213H131V211H129ZM163 212V211H162ZM176 212V211H175ZM180 212H182V210H180ZM196 212V211H195ZM217 212V211H216ZM42 213H43V210H42ZM72 213H73V211H72ZM71 213V214H72ZM115 213L116 212H113V214L115 215ZM136 213V212H135ZM153 213V212H152ZM184 213V212H183ZM186 213H188V212H186ZM186 213H184V214H186ZM198 213V212H197ZM205 213H207L206 211H205ZM209 213V212H208ZM29 214H31V212L29 213ZM33 214V213H32ZM69 214H70V211H69ZM68 214V215H69ZM70 214V215H71ZM77 214V213H76ZM100 214V213H99ZM126 214H128V213H126ZM160 214V213H159ZM158 214V215H159ZM175 214V213H174ZM177 214V213H176ZM196 214V213H195ZM199 214V213H198ZM204 214V213H203ZM213 214H216V213H214L213 212ZM25 215H27V214H25ZM66 215V214H65ZM101 215V214H100ZM105 215H107L106 213H105ZM104 215V216H105ZM116 215H117V213H116ZM119 215V214H118ZM146 215V214H145ZM145 215H144V217H145ZM172 215V214H171ZM171 215H169V216H171ZM179 215V214H178ZM55 216V215H54ZM72 216V215H71ZM97 216V215H96ZM103 216V217H104ZM135 216H137L136 214H135ZM154 216H156V213H155V215ZM161 215H159V218H161L160 217ZM181 216V215H180ZM184 216V215H183ZM188 216V215H187ZM197 216V215H196ZM195 216V217H196ZM204 216V215H203ZM61 217V216H60ZM132 217V216H131ZM140 217V216H139ZM175 216H173V218H174ZM189 217H191V214H190V216ZM216 217V216H215ZM32 218H33V216H32ZM75 218V217H74ZM79 218V217H78ZM78 218H77V220H78ZM88 218V217H87ZM146 218V217H145ZM165 218H168V217H165ZM183 218V217H182ZM197 218V217H196ZM200 218V217H199ZM202 218V217H201ZM234 218V217H233ZM41 219H43V218H41ZM57 219V218H56ZM67 219V218H66ZM82 219V218H81ZM89 219H90V216H89ZM95 219V218H94ZM124 219V218H123ZM128 219H130V218H128ZM138 219H140V218H138ZM195 219V218H194ZM207 219V218H206ZM213 219V218H212ZM220 219V218H219ZM69 220V219H68ZM75 220V219H74ZM132 220V219H131ZM159 220V219H158ZM168 220V219H167ZM173 220V219H172ZM175 220V219H174ZM184 220V219H183ZM187 220V219H186ZM185 220V221H186ZM196 220V219H195ZM31 221V220H30ZM29 221V222H30ZM38 221L40 222V220L38 219ZM54 221V220H53ZM70 221V220H69ZM76 221V220H75ZM79 221V220H78ZM88 221V220H87ZM91 221H94V220H92V217H91ZM98 221V220H97ZM99 221H101V220H99ZM156 221V220H155ZM177 221V220H176ZM181 221V220H180ZM192 221V220H191ZM198 221V220H197ZM199 221H201V220H199ZM208 221H211V220H208ZM232 221V222H233ZM36 222H37V220H36ZM38 222V223H39ZM85 222V221H84ZM107 222V221H106ZM131 222V221H130ZM148 222V221H147ZM175 222V221H174ZM217 222H219V221H217ZM47 223V222H46ZM56 223V222H55ZM65 223H66V221H65ZM75 223V222H74ZM73 223V224H74ZM78 223V222H77ZM139 223V222H138ZM171 223H173V222H171ZM182 224H183V222H181ZM195 224H196V221L194 222ZM200 223V222H199ZM203 223V222H202ZM221 223V224H222ZM37 224V223H36ZM35 224V225H36ZM42 224V223H41ZM44 224H45V222H44ZM44 224H43V226H44ZM53 224V223H52ZM51 224V225H52ZM58 224L60 225V223L58 222ZM67 224H68V221H67ZM80 224V223H79ZM88 224H89V222H88ZM92 224V223H91ZM95 224H96V222H95ZM115 224V223H114ZM117 224V223H116ZM132 224V223H131ZM155 224L157 225V223L155 222ZM168 224V223H167ZM176 224V223H175ZM179 223H177V225H178ZM186 224V223H185ZM189 224V223H188ZM211 224V223H210ZM37 225H39L40 226V223L39 224H37ZM46 225V224H45ZM50 225V224H49ZM84 225V224H83ZM105 225H109V224H105ZM111 225H112V223H111ZM126 225V224H125ZM135 225H137L136 223H135ZM134 225V226H135ZM198 225V224H197ZM206 225H209V224H206ZM33 226V225H32ZM61 226H62V224H61ZM65 226H66V224H65ZM78 226V225H77ZM77 226L75 227V228H77ZM86 226V225H85ZM85 226H83V227H85ZM88 226H90V225H88ZM96 226V225H95ZM104 226V225H103ZM132 226V225H131ZM161 226H163V224L161 225ZM180 226V225H179ZM183 226V225H182ZM185 226H187V225H184L183 227H185ZM192 226V225H191ZM204 226V225H203ZM215 227H216V225H214ZM73 227V226H72ZM79 227H82V226H78V228ZM91 227H92V225H91ZM105 227V226H104ZM109 227V226H108ZM114 227H115V225H114ZM124 227V226H123ZM150 227V226H149ZM156 227V226H155ZM158 228L157 229H159V231L158 232H161L160 231V229L161 228H163V227H161V228H159V225L157 226ZM211 228H212V226H210ZM214 227V228H215ZM34 228H35V226L33 227V230H34ZM39 228V227H38ZM52 228V227H51ZM87 228V226L85 227V229ZM99 228H101V226L99 227ZM119 228V227H118ZM151 228V227H150ZM175 228V227H174ZM192 228V227H191ZM209 228V227H208ZM220 228V227H219ZM37 228H35V230H36ZM43 229H45V228H43ZM73 229V228H72ZM98 229V228H97ZM105 229H106V227H105ZM111 229V228H110ZM115 229V228H114ZM113 229V230H114ZM134 229V228H133ZM137 229V228H136ZM135 229V231H137V230H139V229H137L136 230ZM156 229V228H155ZM154 229V230H155ZM173 229V228H172ZM223 229V228H222ZM34 230V231H35ZM46 230V229H45ZM48 230H49V228H48ZM53 230V229H52ZM83 230L84 229H82L81 231H82V233H83ZM86 230H89V229H86ZM98 230H100V229H98ZM102 230V229H101ZM100 230V231H101ZM117 230V229H116ZM119 230V229H118ZM163 230H165V229H163ZM169 230V229H168ZM187 230V229H186ZM190 230H192V229H190ZM196 230H198L197 229V227H196ZM206 230V229H205ZM204 230V231H205ZM29 232H30V230H28ZM33 231V232H34ZM43 231V230H42ZM54 231V230H53ZM95 231H97V230H95ZM94 231V232H95ZM99 231V232H100ZM106 231V230H105ZM115 231V230H114ZM121 231V230H120ZM134 231V232H135ZM173 231V230H172ZM172 231H170V232H172ZM175 231V230H174ZM183 231V230H182ZM199 231H200V229H199ZM57 232V231H56ZM85 232V231H84ZM98 232V233H99ZM110 232V231H109ZM122 232H124V231H122ZM155 232V231H154ZM179 232V231H178ZM210 232H212V231H210ZM50 233V232H49ZM52 233V232H51ZM57 233H59V232H57ZM60 233H62L61 231H60ZM75 233V232H74ZM78 232H76L75 234H77ZM88 233V232H87ZM89 233H91V232H89ZM88 233V234H89ZM97 233V232H96ZM95 233V234H96ZM105 233V232H104ZM111 233H113V231L111 232ZM118 233V232H117ZM125 233V232H124ZM148 233H151V232H148ZM156 233V232H155ZM162 233H163V231H162ZM172 233H174V232H172ZM175 233H177V230H176V232ZM174 233V234H175ZM179 233H181L182 234V232H179ZM184 233V232H183ZM200 233V232H199ZM44 234V233H43ZM45 234H46V236H47V233L45 232ZM55 234V233H54ZM63 234V233H62ZM94 234V233H93ZM92 234V235H93ZM94 234V235H95ZM108 234H110V233H108ZM153 234V233H152ZM165 234H167V233H165ZM180 234V235H181ZM207 234V233H206ZM210 234H212V233H210ZM231 234V235H230ZM34 235V234H33ZM73 235V234H72ZM83 235H85V234H83ZM119 235V234H118ZM117 235V236H118ZM129 235V234H128ZM130 235H131V233H130ZM142 235V234H141ZM154 235V234H153ZM169 235H170V233H169ZM192 235V234H191ZM217 235V234H216ZM223 234H221V236H222ZM35 236V235H34ZM50 236V235H49ZM91 236V235H90ZM99 236H100V233H99ZM110 236V235H109ZM112 236V235H111ZM114 236H116V235H114ZM113 236V237H114ZM120 236V235H119ZM122 236H124V235H122ZM137 236V235H136ZM156 236H157V234H156ZM163 236V235H162ZM175 237H176V235H174ZM183 236V235H182ZM207 236V235H206ZM209 236V235H208ZM48 237V236H47ZM55 237V236H54ZM84 237V236H83ZM92 237V236H91ZM91 237H89V238H91ZM101 237H102V233H101ZM127 237V236H126ZM154 237H155V235H154ZM159 237H161V236H159ZM167 237H169V236H167ZM170 237H172V236H170ZM210 237V236H209ZM45 238V237H44ZM50 238H51V236H50ZM56 238V237H55ZM77 238H78V236H77ZM82 238V237H81ZM92 238H94V237H92ZM97 238V237H96ZM112 238V237H111ZM117 238V237H116ZM119 239H120V237H118ZM129 238V237H128ZM158 238V237H157ZM185 238H186V236H185ZM193 238V237H192ZM212 238V237H211ZM216 238H218V237H216ZM52 239V238H51ZM66 240H67V238H65ZM79 239V238H78ZM85 239V238H84ZM138 239V238H137ZM152 239H153V237H152ZM152 239H151V241H152ZM159 239V238H158ZM158 239H155L156 241L158 240ZM197 239V238H196ZM215 239V238H214ZM43 240V239H42ZM58 240H59V237H58ZM90 240V239H89ZM89 240H87V241H89ZM99 240V239H98ZM101 240V239H100ZM108 240V239H107ZM110 240V239H109ZM108 240V241H109ZM116 240V239H115ZM121 240H122V238H121ZM144 240V239H143ZM154 240V239H153ZM185 240V239H184ZM187 240V239H186ZM192 240V239H191ZM218 240H219V238H218ZM46 241V240H45ZM49 241V240H48ZM84 241V240H83ZM93 241V240H92ZM96 241H97V239H96ZM118 241V240H117ZM124 241H126V240H124ZM132 241V240H131ZM134 241V240H133ZM132 241V242H133ZM156 241H154V243L155 244H157L156 243ZM159 241H161V239H159ZM168 241V239L167 240H165V242H167ZM174 241V240H173ZM183 241V240H182ZM199 241V239H197V242ZM201 241V240H200ZM213 241V240H212ZM43 242V241H42ZM50 242V241H49ZM55 242H56V240H55ZM94 242V241H93ZM116 242V241H115ZM122 242V241H121ZM129 242V241H128ZM135 242V241H134ZM158 242V241H157ZM162 242V241H161ZM176 242H178V241H176ZM218 242V243H219ZM59 243V242H58ZM68 243V242H67ZM69 243H71V241L69 242ZM113 243V242H112ZM127 243V242H126ZM142 243V242H141ZM151 243V242H150ZM159 243V242H158ZM164 243V242H163ZM169 243V242H168ZM192 243H193V241H192ZM200 243V242H199ZM60 244V243H59ZM75 244V243H74ZM82 244V243H81ZM86 244H88V243H86ZM93 244V243H92ZM100 244H102V243H100ZM109 244V243H108ZM123 244V243H122ZM125 244V243H124ZM132 244V243H131ZM153 244V243H152ZM154 244V245H155ZM160 244V243H159ZM159 244H157V245H159ZM171 244V243H170ZM174 244V243H173ZM181 244V243H180ZM184 244V243H183ZM201 244V243H200ZM207 244H209V243H207ZM44 245V244H43ZM85 245V244H84ZM89 246H90V244H88ZM88 245H86V246H88ZM98 244H97V242H96V246H97ZM126 245V244H125ZM124 245V246H125ZM163 245V244H162ZM182 245V244H181ZM220 245V244H219ZM55 246H57V245H55ZM67 246V245H66ZM65 246V247H66ZM85 246V247H86ZM88 246V247H89ZM93 246V245H92ZM95 246V247H96ZM121 246V245H120ZM127 246H129V244H127ZM159 246H161V245H159ZM165 245H163L162 247H164ZM171 246V245H170ZM183 246V245H182ZM30 247V246H29ZM36 247V246H35ZM51 248H52V246H50ZM62 247V246H61ZM60 247V248H61ZM83 247V246H82ZM81 247V248H82ZM94 247V248H95ZM112 247V246H111ZM134 247V246H133ZM145 247V246H144ZM161 247V248H162ZM176 247V246H175ZM178 247H180V246H178ZM196 247V246H195ZM202 247V246H201ZM209 247V246H208ZM212 247V245L209 247V248H211ZM46 248V247H45ZM51 248H49V249H51ZM57 248V247H56ZM67 249H68V247H66ZM73 248V247H72ZM79 248V247H78ZM84 248V247H83ZM91 247H89V248H87V250L88 249H90ZM99 248V247H98ZM121 248V247H120ZM127 248V247H126ZM142 248V247H141ZM155 248H156V245H155ZM158 248V247H157ZM173 248V247H172ZM182 248V247H181ZM183 248H184V246H183ZM199 248V247H198ZM214 248V247H213ZM32 249V248H31ZM54 249V248H53ZM99 249H101V248H99ZM113 249H114V247H113ZM140 249V248H139ZM151 249H153V246L151 247ZM165 249H167V248H165ZM164 249V250H165ZM169 249V248H168ZM167 249V250H168ZM187 249V248H186ZM203 249H205V248H203ZM218 249V248H217ZM75 250V249H74ZM103 250V249H102ZM127 251H128V248L126 249ZM135 250H137V249H135ZM154 250V249H153ZM193 250V249H192ZM207 250L209 251V249L207 248ZM214 250H216V249H214ZM42 251V250H41ZM77 251H78V249H77ZM90 251V250H89ZM150 251V250H149ZM155 251V250H154ZM171 251V250H170ZM173 251V250H172ZM171 251V252H172ZM183 251H184V249H183ZM206 251V250H205ZM217 251V250H216ZM216 251H215V253H216ZM219 252H220V249L218 250ZM218 251H217V254H220V253H218ZM65 252V251H64ZM63 252V253H64ZM142 252V251H141ZM146 252V251H145ZM159 252V251H158ZM165 252H167V251H165ZM168 252H169V250H168ZM167 252V253H168ZM185 252H187V251H185ZM210 252V251H209ZM208 252V253H209ZM212 252V251H211ZM59 253V252H58ZM57 253V254H58ZM74 253V252H73ZM73 253H71V254H73ZM89 253H93V252H89ZM100 253V252H99ZM104 253V252H103ZM135 253V252H134ZM133 253V254H134ZM174 253V252H173ZM188 253V252H187ZM197 253V252H196ZM204 253V252H203ZM54 254V253H53ZM65 254V253H64ZM69 253H67V255H68ZM101 254V253H100ZM107 254H108V252H107ZM151 254V253H150ZM171 254V253H170ZM182 254V253H181ZM186 254V253H185ZM192 254H194V251L192 252ZM40 255V254H39ZM56 255V254H55ZM59 255V254H58ZM63 255V254H62ZM110 255V254H109ZM140 255V254H139ZM176 255V254H175ZM178 255V254H177ZM207 255V254H206ZM205 255V256H206ZM209 255V254H208ZM212 255H213V258H214V253L212 252ZM46 256V255H45ZM50 256H53V255H50ZM49 256V257H50ZM64 256V255H63ZM69 256H71V258H73L72 257V255H69ZM91 256V255H90ZM100 256V255H99ZM141 256V255H140ZM148 256V255H147ZM152 256V255H151ZM156 256V254L153 256V257H155ZM168 255H165V257H167ZM188 256V255H187ZM191 256V255H190ZM204 256V255H203ZM62 257V256H61ZM75 254H74V259H75ZM87 257V256H86ZM92 257V256H91ZM95 257V256H94ZM108 257V256H107ZM150 257V256H149ZM169 257H170V255H169ZM175 256H173V258H174ZM183 257V256H182ZM207 257H209V256H207ZM216 257V256H215ZM57 258V257H56ZM59 258V257H58ZM65 258V257H64ZM70 258V259H71ZM81 259H82V257H80ZM83 258H84V256H83ZM88 258V257H87ZM97 258V257H96ZM102 258V257H101ZM160 258V257H159ZM184 258H185V256H184ZM183 258V259H184ZM188 258V257H187ZM190 258V257H189ZM193 258V257H192ZM195 258V257H194ZM197 258V257H196ZM209 258H211V257H209ZM209 258L207 259L208 261L207 262H210V261H213V260H209ZM45 259H46V257H45ZM52 259H53V257H52ZM78 259V258H77ZM80 259V261L82 262L83 260H81ZM89 259H91V258H89ZM99 259H100V257H99ZM98 259V260H99ZM107 259V258H106ZM150 259V258H149ZM153 259V258H152ZM170 259V258H169ZM186 259V258H185ZM191 259V258H190ZM215 259V258H214ZM215 259V260H216ZM219 259V260H220ZM49 260H50V258H49ZM57 260V259H56ZM109 260H110V258H109ZM108 260V261H109ZM161 260V259H160ZM178 260V259H177ZM182 260V259H181ZM189 260V259H188ZM193 260V262H194V259H192ZM191 260V261H192ZM205 260V259H204ZM215 260H214V263H217V262H215ZM51 261V260H50ZM58 261V260H57ZM60 261V260H59ZM74 261V260H73ZM102 261H103V259H102ZM162 261V260H161ZM168 261V260H167ZM171 261H174V260H171ZM86 262H87V260H86ZM91 261L89 260V263H90ZM99 262V261H98ZM106 262L107 261H105V264H106ZM129 262V261H128ZM165 262V261H164ZM175 262H176V260H175ZM196 262V261H195ZM47 263V262H46ZM54 263V262H53ZM59 263V262H58ZM94 263V262H93ZM120 263H121V261H120ZM132 263V262H131ZM130 263V264H131ZM179 263V262H178ZM199 263H200V260H199ZM42 264V263H41ZM50 264H52V263H50ZM62 264H64V263H62ZM92 264V263H91ZM102 264V263H101ZM114 264V263H113ZM117 264V263H116ZM172 264H173V262H172ZM175 264V263H174Z\"/></svg>",
    "mask_w": 264,
    "mask_h": 264
}]
</instances>
